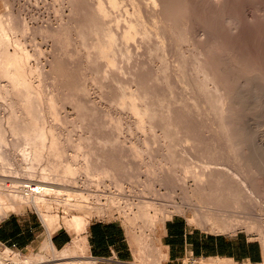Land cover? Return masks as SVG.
<instances>
[{
	"label": "rangeland",
	"instance_id": "obj_1",
	"mask_svg": "<svg viewBox=\"0 0 264 264\" xmlns=\"http://www.w3.org/2000/svg\"><path fill=\"white\" fill-rule=\"evenodd\" d=\"M73 1L76 2V5H75V3ZM73 1H70V4H71V6H70L69 1H67V0H65V1L62 0V3H59V2H61V0L60 1L59 0H0V14H2L4 12L7 13V10L8 9H10L9 11H12V12H10L12 14V17H10L11 15L8 16L9 15V12H8L7 15L6 14H3V16H4L3 18H6V20H7L10 17V20H8V23H11L13 21L12 24L14 23L18 27H20L19 25L22 26L19 29L18 27H16L13 24L16 27V29L18 28L17 29L18 33L16 32V34H17V37L19 36V39L21 38L20 41L22 40L24 43L27 42V44H28L27 45L25 43V46H24V44L21 42L22 43V48L24 47L22 50H24V49L27 48L28 51L31 54L33 53L31 55L29 52H27L28 54L31 55V57L35 55L36 58L39 56L40 59H41L40 60L39 57H38V59L40 60V62L38 61V59H37L38 62H35L36 59H34V57L31 58L29 56V59L30 60L32 59V60L31 61H28L29 60L28 58L26 60H27L28 63H30L32 65L30 66V64L28 65V63H25V66H26V64L28 65L27 66L28 68L27 67L25 68L26 71H28L30 67H31L30 69L32 70L31 72L28 71L27 74H29V76H30V73L32 75L33 72L35 71V68H36L35 65H38V69L33 74L34 76H30V77L28 76L27 77L28 79H26L28 81V83L31 82L29 85L32 84L31 86L34 89V92L32 91V94H33L32 97L36 98L35 97V95H36L38 101H39V99L45 101L44 98H47L48 97V99H46V101H49L50 100L49 102H52V103L56 99L58 100V101L56 100L57 104L54 102V106L51 105L52 103L50 104V103H48L46 101L43 103V101H39V102H41L40 105L42 107H40V105H39L38 107H40L41 109L40 108H38V109H40L41 111L42 110L43 111L45 110L44 113L46 112L45 115L43 113L42 116H41V117H43V115H44V116H46V118L45 117L40 118L43 121H41L39 119V121H40L39 123L42 124V122H43V125H44V123L46 124L45 127H47V128L45 129V131H47V129L51 128L50 130H52V132L55 135L54 136L55 137L54 139H56L55 141L57 142V140H58V143H57L58 145L56 144L58 147H57L56 150L59 153L57 154L58 156H54V155L52 156L51 155L49 158H47L49 155H48L47 152H45L44 153L45 155L42 156L40 160L35 161L34 162V166L36 167V168H34L35 169V175L39 176V172H40L39 171V168L40 167L41 168L44 167L43 165H47V163H46L47 159H48L47 162H49V163H50V161H51L52 158L55 159L53 163H55V161H56V163H55L56 166H57V164L59 166H61V167H57V168H59V170H62L61 168H62V166L65 163H71V166L74 167V168H76V170H78V171L75 170L74 171L75 173H73V174L71 173V175H70V173L68 174V175L72 176V178L70 180H72L73 178H76L77 181H75V179L72 180V181H75L76 182V186L79 187L78 188V191L79 192L82 191L83 192L82 194L88 195V197L85 195L87 197V199L85 198L84 201L82 202L83 204L88 205V207L87 206H84V207H82V209H80V208H77L75 206L73 207L70 204H67L65 202V199L62 198L64 196H55L54 194L53 195L50 194V197L48 198V200H47V202L45 204V207H46L45 209H47L49 212H52L54 214H58V216L61 219H62L63 215H68V214H71V213L82 214V215L85 214L86 220H87L86 225L90 221H93V220H96V219H101V220H115V221H118L119 223H121V225L125 229L126 236H127L128 240H129V242H130V244L132 246V250H133V255H132L130 261H128V262H126L124 264H191V263H182L181 260H180L179 263H168L167 262L166 253H165L162 245L160 244V235H161V231H162L164 222L168 218H170V217H172L173 215H176V214L185 215L187 217V219H188V222L191 225H195L197 227H201L203 229H206L207 231H211V232H222V233H229V234H236V233L243 234L250 241H254L255 243H257L258 247L262 251V259L258 263H252V262H249V261H237L236 259H231V260L233 262L235 260L236 261L235 264H264V261H263L264 260L263 259L264 258V246H263V244H262V242L260 240V233H259L258 227H256V226L255 227H249V226L244 225L243 223H241L240 221H238L239 219H242L240 217L237 218V217H232L233 215H230L229 217L223 216L224 217L223 218V217H221L223 215L222 213L219 215V212H222V211H223V213L225 212L224 214L229 215L228 211L232 212V210H235V212L239 211L237 213H238V215H241V213H240L241 210L243 211V210H246V209L250 208V207L246 208V205H243V204L242 205H239L240 202L238 203L237 206H234L232 204L231 200L229 199V197L226 196V194H227L226 192L227 191H226V188H225L226 186L224 185V182L223 181L219 182L221 184L220 185V184H218L217 181H215L213 179V177L211 175L205 174V175H203L204 178L201 181V183H204L200 187V188L203 187L202 188L203 190H202L200 188L197 189V187L195 185H193L194 184V179H193V177H191L189 175L190 177L189 176H187V177L185 176V177L187 178V181H186L187 184L190 183L189 185H190V188L191 189H189L186 193L184 191H182L181 189H178V187H177L178 182L179 181L181 182V180H183L180 176L182 175L184 177L183 172H182L183 170H181L180 157H178V154L180 152L181 146L180 145H177L176 146L174 144V140H172V142L170 143L169 142L170 139L168 137H165L164 136V130H166L167 128L161 126V125L164 126L165 123H167V120L170 117H171L170 121L173 122V125L176 122H178V123H176L175 125H178L180 123L179 122L180 121L179 118H180V113H181L180 111L182 109V106L185 103H187V102L190 104V101L192 102L191 104L195 103L196 101L198 102V99H197L198 97L195 98L198 95H195V97H193V95H194L195 92L193 93L192 92L193 90H191V88L187 91V88H189V87H187L186 89L184 88V86L182 87L183 81L184 80H191V77H192L190 74H187V73H190L191 71H189V70H192V69H190V65H191L190 64V62H191L190 60H192V58H191L190 55H191V53H192L193 50L194 51L195 50L198 51L200 49V51L202 52V54L209 56V58H211V57L213 58L214 57V58L218 59V58H221L220 57V55H221L222 58L220 59V61L225 62L226 65H225V63H224V65L226 67L229 65L228 68H231V69L232 68H238V67H236V65H238V61H239V63H240L239 65L243 66V68H245V70L248 71V72H245V70H243L242 67H240V66H239V68H241V69H238V70H236V69L234 70L233 69V71H235V72L236 71H239V73L238 72H236V73L237 74H243V75L245 73H247L244 76L248 77V76L251 75L250 77H253V79L254 78L255 79L256 78L257 79H260L261 76H262L261 80L264 81V79H263L264 78V0H260V1L259 0H254V2H253V0H222V2H221V0H219V1L218 0H211V2H210V0H186V2H188V4L190 5V6L188 5V7L190 9L189 12L191 13V17H192L191 18L190 15H188V17L190 18L191 23H192V25H191L190 20H189V23H190L189 24V27L191 26V30L189 28V31H188L189 32V36L191 35L190 34V32H191L192 35H193V37H194V39L195 38L196 39L194 40L193 37H192V35H191L190 37H192V39L188 36L189 39H190V41L188 39V42L189 43H186L187 41L185 42V44L183 42H172V41H170L167 44H165L166 46H164V48L166 47L167 48V51L173 50L172 52H173L174 55L172 54V52H168V53H167V51L165 52L166 48L165 49H163V47L159 48L160 46H159L158 43H159L160 39H158V38H160V37H157V35L154 33L155 30L154 31L152 30V29H154V27H152V26H155V22H152L153 24L152 23L149 24L151 18L149 19V16L148 15L146 16V15H143L142 14V16L140 17L141 14L140 13L138 14L136 11H134L135 10L134 8L132 9V6L134 7V4H133L132 0H130L131 2L127 1V2H129L127 4L125 3L126 2L125 0H122V1L120 0V2L122 4L118 2L119 4H121V7H119V4H117L118 8L115 5L110 4L108 0H103L104 2L102 1V3H103L102 5L105 4L106 6H108L110 4L111 6L110 5L108 7L101 6L102 8H104V10L107 8L105 10L106 12L108 11L107 12L108 14L106 13V15L101 16L102 19L106 20V16H107V18L109 20L107 19L106 22H110L111 21L109 23V25L111 26L112 29L115 28L113 31H115V33L118 32L119 33L118 36L121 35L120 33L123 31L122 29H124L126 31H130V33H128V35L126 36L127 38L125 36H122V35L120 37L117 36L118 39H116V42L114 43L115 45L116 44L117 45L115 46L113 44V46L115 48L117 46H119V47H117L115 50L107 51L109 53L108 54V57L109 58H107V59L112 58L111 61L110 60H108V61L106 60L107 52H105L104 54H102L103 56H101L99 53L96 52V50L99 52V50H98L99 47L97 45H98L99 40H101V35H99L100 33L98 34V32L91 31L87 26L84 27V24L82 25L81 22H80V24H78L79 20L84 19L86 17V15L84 13V15H85V17H84L83 12L81 13V10L77 11V8L75 9V7H74V6L78 7L77 5L79 3L77 4V2H79L80 0H73ZM215 1H216V3H215ZM257 1H259L258 3L260 5L257 3ZM63 2L65 4H67L66 5V9L64 8L65 7V4ZM83 2L84 1L81 0L80 3L83 4ZM89 2H90V4H88ZM93 2H94L95 5H97V3H95L96 0H92V1L91 0L90 1L87 0V2L86 1L84 2V5H86V3H87V5H86L87 9L89 8V10H91L93 8V6H94ZM106 2H108V3H106ZM58 3H59V7H61L60 5L62 4V7L60 8V10L57 9L58 8L57 7L58 6ZM91 3L93 5H91ZM194 3H195V5H194ZM220 3H223V4L221 5ZM128 4H130V5L132 4V5L130 6ZM215 4H216V6H215ZM122 5H124L126 7L127 6H130V7H127L126 8V7L123 6V8H122ZM193 6H195V7H193ZM73 7H74V11L71 10V9H73ZM191 7H193V8H191ZM196 7H198V8H196ZM252 7H253L254 10L252 9ZM254 7L257 8L256 9L257 11L255 10ZM259 7H260V9H259ZM62 8H63L64 13H67L68 10H69V13L71 11V14L72 15L75 14L74 12L77 11L76 14L77 15L79 14L80 17L79 16L77 17L76 14L74 16H76L77 19L79 18V20H77L75 17H72L73 19L69 17L71 19V21H72V24H74V23L76 24V22L78 21L76 25L75 24L72 25L71 22L67 20V18H68V16L70 14L67 13L69 15H67V14L64 15V13L61 10ZM113 8H114V10H113ZM124 8L126 10L127 9L128 10L125 12L124 11L125 10ZM55 9L59 10L60 12H62V15H64V16H61L60 12L59 11L56 12ZM79 9H80V7H79ZM109 9H111V10H109ZM120 9H122V10H120ZM199 9H201V13L202 14H200V10ZM258 9L260 10V12L258 11ZM112 10L114 12H116L117 14H115ZM115 10H119V11H115ZM130 10H131V12L133 10V12H132L133 14L130 12ZM252 10H253V14L255 13L254 15L252 14ZM120 11H121V13H119ZM128 11H129V13H128ZM79 12L82 14V16H81V14ZM56 13H59V14L57 15ZM109 13H110V16H109ZM130 13L133 15L132 16L133 18L130 17L131 16ZM197 13H199V15ZM111 14H113V16H111ZM66 15H67V17H66ZM122 15L123 16L126 15V16L123 17ZM192 15H194V16H192ZM0 16H2V15H0ZM128 16H129V18H132L133 20L131 21V19H129ZM134 16H136V17H134ZM81 17H84V18H81ZM120 17L122 19H125V20H123V21L120 20L121 21L120 22L119 21ZM65 18H66L67 21H65ZM111 18H113V19H111ZM116 18H117V20H116ZM126 18L129 19L130 22L128 20L127 23H126V20H127ZM140 18L143 19V20H145V22L144 21H140L141 20ZM194 18L195 19L196 18H199V19H196L197 20L196 21ZM60 19H61L62 23H61V21L58 22ZM134 19H136V21ZM138 19H140V20H138ZM192 19H193V21H192ZM54 20H56V21H54ZM73 20H74V22H73ZM112 20H114V21L116 20V21L113 23ZM152 20H155V19H152ZM198 20H200L199 21L200 24H203L202 25L203 27L201 26L199 28V25L200 24H198L199 23ZM9 21H11V22H9ZM52 21H54V22H52ZM55 22H58V24H59L58 25L56 23V27L57 26H59V27L61 26V27L60 28L57 27V29H56ZM64 22H66V23L69 22L73 27L74 26H77V25H78V27H80L79 25H81V27L83 26L82 28H86L85 30H86L87 33L84 31L85 32V34H84V32H82V30H84V29H82L81 27H80L81 29L80 28H77V27L72 28V27H70V24L69 23L66 24ZM196 22H198V23H196ZM50 23L51 24L53 23L52 24L53 26H51ZM117 23H118V25H117ZM121 23H123V25ZM135 23H137L136 28H137V26L140 23L142 24V25L140 24L141 26H139L136 31H135L136 28L134 26ZM17 24H19V25H17ZM132 24H133V26H132ZM145 24H147L148 28L150 26V30L148 28H146V27H145L146 29L145 28H142V26L144 27ZM194 24H196V26H194ZM24 25H25L26 28L25 27L23 28ZM49 25H50V28H49ZM64 25L66 27H68V28H65ZM128 25H130L131 28L133 27L134 30H132L133 28L131 29L130 26H128ZM197 25H198V27H197ZM62 26H63V29L65 28L64 29L65 32L63 30H61L62 29ZM117 26H118L119 29L117 28ZM119 26H121V27L123 26V27L121 28ZM126 26H128V27H126ZM140 27H141V29L138 31V29ZM204 27H206V28H204ZM53 28L55 29V31L58 30V32L53 31L54 30ZM201 28L202 29L204 28L205 31H207V33L206 32L203 33L204 32L203 31L204 29L201 31L200 30ZM22 29H23V31H21ZM48 29L51 30V31H48ZM68 29H70V31ZM117 29L118 30H121V32L118 31ZM144 29L146 30V32L148 30L147 35H148V33H150L148 35V37H150L151 39L147 38L145 35H144V37H142V35L137 34L138 32L140 34H142L143 32H145ZM19 30H20V33H19ZM24 30H25V32H24ZM88 30H89V32H88ZM60 31L61 32L63 31L62 32L63 35L62 34L59 35L61 33ZM78 31H79V33H78ZM131 31H133V33H131ZM21 32H22V34H21ZM51 32H53L54 35L51 34ZM196 32H198V33L200 32V33L198 34ZM55 33L56 34L59 33V34L55 35ZM81 33H83L84 35H87V36L80 35ZM89 33H91V34L89 35ZM118 33H116V35ZM152 33H154L155 35H153ZM13 34L14 33L11 34V31H10L9 37L12 38V39L10 38V41H12L13 38L15 37V35H13ZM23 34L24 35L27 34L28 36H33L31 38L29 37L33 41L30 40L29 38H27L28 36L25 35L26 38H27L26 39ZM94 34H97V35L95 36ZM129 34L131 35V37H129L130 36ZM136 34H137V36H135ZM196 34H197V37H195ZM203 34H204V36H203ZM58 35H59V40H58ZM88 35L93 40L92 42H91V39H90V37ZM91 35L92 36L94 35L93 38H95V40H97V42L92 38ZM199 35L200 36L202 35L203 37L202 36L200 37ZM215 35H217V36H215ZM56 36H57V38H56ZM139 36L142 37L143 39L145 38V40H143L142 43H141L142 38H140ZM151 36L154 38V40L152 39ZM210 36H212L213 39ZM86 37L87 38L89 37L88 40L90 39L89 40L90 41V44L88 43V40H86ZM204 37H206V38H204ZM209 37H210V39H209ZM216 37H219V38H217L218 40L216 39ZM53 38H54V40H52ZM132 38H133V40H131ZM137 38H140V40L137 39ZM198 38H199V43L202 45V47L204 46V48H206V49H203L202 47H200V44L198 43V40H197ZM207 38L209 40H211V41H209ZM23 39H26V40H23ZM123 39L125 40V43H124V40ZM126 39H127V41L129 39V43L126 41ZM134 39H136L137 41L135 42ZM214 39H216V40L213 42ZM219 39L224 44L220 43L221 41ZM29 40H30V43H28ZM34 40H35V43H37V44H34ZM57 40H58V43H57ZM53 41L55 43H53ZM64 41H65V45H64ZM146 41H147V43H146ZM174 41H176V40H174ZM195 41L197 42V44H196ZM13 42L14 41H12V43L9 42V44L11 46V47L9 46L10 50L11 49H14V47H15V46L11 45V44H14ZM31 42H33V43L31 44ZM66 42H67V44H66ZM93 42L95 43V45L97 46V48H96V46H94V44H92ZM119 42L122 43V44H120ZM126 42L128 43V45L129 44H132V45H129L130 46L129 47L126 44ZM144 42L146 43L145 46L148 47V48H145V46H144L145 43ZM150 42H152L151 45H149ZM205 42H206V44H205ZM208 42L210 43V44H208L209 47L207 46V43ZM217 42H218V44H217ZM60 43L63 44V45H61ZM179 43L180 44L182 43V45H180ZM54 44H55V46H53ZM58 44L61 46V49H60V46L57 47ZM87 44L89 46L85 47V45H87ZM123 44H124V46H126V48H128V51L129 52H128L127 55H123L122 56L121 55V51H118L117 49H119V48L120 49H124V47H121V45L123 46ZM147 44L149 46H147ZM169 44H170V47L167 46ZM171 44H172V46H171ZM173 44H175L174 45V48H178L179 50L177 49V51H176V49H175V51H174V49H171V48H173ZM188 44H190V48H191V46L193 47V45H194V47L192 49H190L188 47L189 46ZM195 45H199V46L197 47ZM205 45L208 48L205 47ZM210 45L211 46L215 45L218 48H216V47L214 48V46H213V48H214L213 49V48H211ZM223 45H225L226 48H223ZM33 46H35V47H33ZM65 46H67V47H65ZM83 46H84V48H83ZM113 46H112L111 49H113ZM136 46H138V47H136ZM139 46H142L143 49H141L142 47H139ZM152 46H153V50H152ZM177 46H180V47H177ZM221 46H222L223 49L221 48ZM52 47H54V49ZM90 47H93L94 49L96 48V50H93V48H91L89 50ZM133 47L136 48V49H134ZM186 47L189 50H191V51L187 50ZM65 48L68 51H66ZM75 48H78V49H75ZM85 48H86V52H85ZM132 48H133V50H132ZM138 48H139V52L137 50ZM144 48L147 49L145 51L148 54H145ZM154 48L155 49H159L160 52L158 50H155ZM184 48H185V50H184ZM58 49L60 50V52L58 51ZM83 49H84V51H82ZM161 49L166 54L167 58H166L165 54L163 52H161ZM224 49H227L226 50L227 52L229 51L228 52V56H227L228 58L226 57L227 52ZM53 50H55L56 52L53 51ZM70 50H71V52H70ZM76 50H78V52H79L78 54L79 55L77 54V51ZM91 50L93 52H91ZM130 50H131V52H130ZM141 50H143V52ZM149 50H151L150 52H152V53H150ZM213 50H215L216 52L213 51ZM221 50H223V51H221ZM11 51H13V50H11ZM61 51H63L64 53H66V55H68V56L73 52L72 53L73 55L71 54L67 58V57H64L66 55L64 53H61ZM94 51H95V53H94ZM112 51L115 52V53H113ZM133 51L135 53L136 52H138V53L135 54ZM179 51H184L183 53L186 56L185 59L186 60L187 59L188 60L190 59V60L189 61L188 60L187 61L185 60V62L182 63L181 62L182 59L179 58L180 57V54H179L180 52ZM203 51H204V53H203ZM212 51H213V55L211 53ZM117 52H118L119 55H121L120 57H122V58L118 57L119 55H117ZM177 52H179V53H177ZM207 52H209V53H207ZM51 53H53V54L56 53V55H53L52 54V56H53L52 57L51 56ZM60 53L63 56L60 55ZM90 53H92V55ZM161 53H163L162 55L165 56V57H163L161 55ZM185 53H189L190 55L189 54H185ZM215 53H217L218 56L215 55ZM224 53H225V55H224ZM81 54L83 56H86V55L87 56L86 57H83ZM88 54L90 55V57H92V56L95 57V55H96L95 58L94 57L91 58L92 60H94V62L91 61V59H90V61H89V59H87L89 57ZM137 54H138L139 57L137 56ZM151 54L153 55V57H152ZM177 54L179 55V57H178ZM232 54L234 55L235 58L233 57ZM97 55L98 56L100 55L101 59ZM114 55H117L116 56V59H115V56ZM129 55H130V57H129ZM133 55L135 56L136 60H135V58H134ZM143 55H144V57H143ZM148 55H150V56H148ZM172 55H173V59L171 58ZM176 55H177V57H176ZM54 56L55 57L57 56L58 57V60L59 59H62L63 65H61L62 62L60 60L59 61L56 60L57 57L54 58ZM104 56H105V58H104ZM131 56L134 59L131 58ZM102 57L104 58V60H103ZM140 57L142 58V62H141V58ZM146 57L147 58L152 57L153 59L152 58L146 59ZM154 57H156V58H154ZM229 57H231V58L229 59ZM50 58L53 60L52 62H51V60H49ZM76 58H78V59H76ZM127 58H130V59L127 60ZM169 58L172 60L173 63H171V60ZM224 58H226V60ZM67 59H69V60H67ZM122 59H123V61H121ZM131 59H133V60H131ZM145 59H146V61L143 62V60H145ZM151 59H152V62H151ZM165 59H167L165 62H167L168 60L170 61V62L168 61L166 63L167 64V67H166V64L164 62ZM178 59L181 60V61H178ZM227 59H229V60H227ZM231 59H233V60L236 59V60L232 61ZM54 60H55V62H54ZM83 60L86 62V64H85V62ZM134 60L136 61V63H132V62H135ZM65 61H66V63H65ZM87 61H89V62H87ZM100 61L102 63H100ZM130 61H132V62H130ZM153 61L155 62L154 63L155 64L154 66H153ZM158 61H161V63L160 62L158 63ZM176 61H178L177 64H178L179 67H183L182 65L185 66V64H186V69L188 68V72L185 69V67H183L184 70L182 68L180 69L179 67H177V64H174V62L176 63ZM226 61H228V62H226ZM48 62H50V64ZM59 62H61V63H59ZM90 62H91V64H90ZM95 62H96V65L93 66L92 64H95ZM120 62H122V63H120ZM127 62L128 63L130 62V63L127 64ZM38 63H41V64L39 65ZM42 63H44V64L42 65ZM52 63H53V65H52ZM87 63H89V64H87ZM103 63L104 64L107 63V64L104 65ZM109 63H110L109 66L111 68L108 66ZM140 63H142V64H140ZM145 63H146V65H144ZM168 63H170V64L168 65ZM229 63L230 64H235V65H230ZM98 64H100V65H98ZM124 64H127V65H124ZM130 64H132V65H130ZM135 64L138 67H136ZM161 64H163V65L161 66ZM85 65L86 66L89 65V67L87 66V68H85ZM114 65H115V67H114ZM128 65H130V66H128ZM156 65L158 67H156ZM175 65H176L177 69H175L176 68ZM246 65H248V66H246ZM34 66H35V68H34ZM90 66L91 67L93 66V68H91ZM99 66H100V68H99ZM120 66H122V68ZM131 66H133V67H131ZM143 66H145L146 68L143 67ZM168 66H169V68H168ZM187 66H189V67H187ZM102 67H103V69H102ZM108 67L110 68V70H108ZM155 67L158 68V70H157L158 72L155 70ZM170 67H172V68H170ZM250 67L252 68V71H251ZM138 68H139V70H142V71L139 72ZM104 69H106V71H107L105 73L106 74H109V75H106L105 77L104 76H100L101 72H102L101 75H104V72H103ZM121 69H122V71H123V69L125 71H123L122 73H120ZM171 69H173V72L175 71V74L177 73L176 74L177 78H176L175 74L172 72ZM166 70H168V72L170 70V72H172L173 75L171 76L170 73H168ZM176 70H178V71H176ZM95 71H96V73H95ZM98 71H100L99 74H98ZM127 71H128V73L130 72L129 75H133V76L132 77H129ZM152 71L153 72L156 71V72L153 73ZM161 71H162V73H161ZM254 71L257 72V75H255L256 73ZM112 72H114V73H112ZM146 72H147V74H146ZM184 72H186V74H184ZM86 73H89V74H86ZM91 73H92V75H91ZM116 73L119 74V75L114 76V75H116ZM157 73H159V75L162 76V77H160L159 75H157ZM248 73H250V74H248ZM251 73H253V74L255 73L254 76ZM136 74H138V75H136ZM153 74H155V75H153ZM182 74H183V77H186V79L180 78V77H182ZM89 75H91V77ZM141 75L144 77V79H143V77ZM86 76H87V78H85ZM111 76H112V78H111ZM134 76H135V78H134ZM107 77H109V78L107 79ZM115 77H117V78H115ZM154 77H155L156 80H154ZM105 78L107 80H105ZM137 78H139L138 83H141V85L138 84V83H136L137 82ZM168 78H169V80H168ZM179 78H180V80H179ZM182 79H183V81H182ZM192 79H193V77H192ZM127 80L130 82L129 84H128V81ZM142 80H144V81H142ZM171 80L173 81V83H172ZM178 80H179V84L180 85L178 83H175V82H178ZM5 82H7L6 79H3V78L0 79V90H3L4 89L2 92L4 93V96L6 95L5 98H4L3 94L0 95V97L3 96L2 98H0V120H1V123H2L3 126L5 125L4 123H6V127L5 128H7V130H8V132H7V140H8L7 149L9 150L10 157L12 158V156L14 155L13 154V151L14 150H12L13 149L12 148L13 146H12L11 143H12L14 137H13L11 131L8 128V124H7L8 122H6V121H8V115L7 114H9L8 112H10L9 109L11 110V107L9 106V103H10L9 101H11L10 99H14L15 100L14 101L15 102V106H14L15 109L17 107V103L20 105L21 102L19 103L20 100H18V97H17V95L14 92L11 91V94L9 92L10 95H7L6 94V92H5V88L6 87L3 88V86H2L3 84H7ZM147 83H148V85H147ZM124 84H126V86ZM1 86H2L3 89H1ZM128 86H129V88H128ZM130 86L131 87L133 86V88L131 89ZM137 86L139 87V89H140L141 86H143V88L144 87H146V88H144V89L142 88L144 91L142 89H140L141 90L140 91ZM147 86H149V87H147ZM134 89H135V93L137 91L136 95H135L134 91H132ZM145 89L147 90V92H146ZM128 90H130V91H128ZM170 90L172 92H170ZM2 92H0V94ZM129 92L130 93L132 92V93L130 94ZM138 92H139V94H138ZM165 93H166V95H165ZM126 94H127V96H126ZM144 94H145V96H144ZM179 94H181V95H179ZM185 94H187V95H185ZM190 94H192V95H190ZM171 95L172 96L174 95V96L172 97ZM7 96H8V98H7ZM85 96H87V97H85ZM124 96H126V98ZM135 96H137V97H135ZM184 96H186V97H184ZM38 97H40V98H38ZM50 97H53V98L55 97L56 99L53 100ZM127 97H129V98H127ZM188 97H190V98H188ZM87 98L88 99L91 98L92 100L94 99L93 101H95V102H93L91 99L88 100V101H91V102H89L90 103V106L93 105V106H91V108L93 107L92 109L90 108V106L88 104ZM137 98L140 100V103H141V101H144L145 100L144 102H142L143 105H142V103L139 104V100ZM179 98L182 99V100H180ZM16 99H17V101H16ZM84 99H85V101H84ZM189 99H193V101L192 100H189ZM149 100H151V101H149ZM166 100H168V101H166ZM177 100L181 101V103L179 104V101H177ZM120 101H121V104H120ZM131 101L133 103L136 102L135 105H132L133 103ZM164 101H165V103H164ZM83 103H84V105H82ZM85 103H86V105L89 106V108L85 105ZM150 103H152V104H150ZM201 103L198 104L200 106L197 109L198 114H197L196 118L193 119L192 117H189L187 122L188 123L189 122L192 123V122H195L197 120L198 121H201L202 120L201 122L208 123V124H205L207 127H204V128H202L200 126H197V127L196 126H192L193 124L191 125V127H194L193 129L196 130V131H194V133H196L197 131H199V132L196 133V134H194V136H192L190 138V142H193L194 145H195V143H197V145L192 146V152L190 150L189 151L190 153H188L189 155H191L189 157V160L193 156V158H191V160L188 161L189 162V167H190V169H192L194 171L204 170L205 167L202 169V165L203 164H204V166H208V168H209V166H211V165L214 166L215 164L217 166L222 167V168L223 167H226L227 166V163H229L227 161H229V160H228V158H226V155L225 154L222 153L224 156L221 155V152L223 150L222 147H224V144H223L224 142L223 141L221 142V139L223 140V138L218 134L217 136L214 135L215 138L217 137L215 139L212 135H210L208 133L209 130H207V128L208 127H211V128L212 127H215L216 124H215V120H213V117H211L212 115H209V114L206 115V112L204 111V109H205L204 107L205 106H203L204 104L202 105ZM49 104L54 108V110L56 112L50 110V109L53 110V108ZM128 104H129V106L131 105V107L133 106L134 108L133 107L132 108L135 109V110L136 109H139V107H142V108H140V111L144 107L147 106L146 104H148L147 107L148 108L150 107L149 110L150 111L152 110L153 115L150 114L152 112H149V114H147V113L144 114L145 113L144 110H142V112H138L137 110L135 111L133 109H130L131 107H129ZM164 104H165V106H164ZM167 104H168V106H167ZM177 104L179 105V107H178ZM19 105H18V107H20V106L21 107L20 108L17 107L18 109H20L19 111L17 109V112L22 111V108L24 109V106L22 107V105H20V106ZM81 105H82V107H81ZM140 105H142V106H140ZM84 106L86 108H88L87 113H86V110L87 109L84 108ZM127 106L129 108H127ZM135 106H137V108ZM47 107H48V109L52 113H50L49 110L46 111ZM154 107L155 108L157 107V110L158 111L159 110H160V112L162 111V113H160V112L159 113L158 112L156 113L158 115V117L161 116L160 118H158V117L156 118L155 112L157 110L156 109H151V108H154ZM162 107L163 108L166 107V108L163 109ZM200 107L203 108V109H201ZM160 108L163 109V110H161ZM105 110H107L109 112H106ZM167 110H169V111L166 112ZM176 110L178 112H176ZM132 111H134L135 113L137 112V114L139 115V120H138V115L137 114L134 115L135 113L132 112ZM53 112L56 113V115ZM169 112H170V114H167ZM48 113H50V114H48ZM89 113L92 114V117L89 116L90 115ZM141 113H142V115H141ZM261 113L259 114L260 116L257 115L258 116L257 117L255 115L254 117H256L257 119H259V118L261 119L262 118L261 120L260 119L259 120L256 119L255 120V123L256 122H257L256 124L259 123L258 124L259 125L258 129H261V131L259 130V133L262 132V134L264 135V131H262V130H264V118H263L264 117V114H263L264 113V110ZM22 114L23 113H21V115H19V118L21 116L20 120H23L24 119L25 121L26 120L28 121L29 120L28 119L29 118L28 115L25 113L26 116H27L26 119H25L24 115L22 117ZM108 114H109V116H107ZM6 115H7V117H6ZM133 115L136 118L131 117ZM148 115H149L150 118H148ZM201 115H204V117H202ZM142 116H143V118H141ZM152 116H153V118H152ZM177 116H179V118H177ZM44 118H45V120H44ZM144 118H147V119H144ZM209 118H211V121H210ZM104 119H106V120H104ZM135 119L137 120V122L139 121L141 123V125L144 124V123H146V124L143 125L144 128L142 127L144 129V131H145L144 133H143V131L140 130L141 129L140 127H138V126H135L134 127L133 126V125H136V124L137 125H140L139 122L138 123H135L136 122ZM142 119L146 120V122L143 120L144 121V123H143ZM164 119H165L166 122H164L162 124V121H164ZM107 120H109V121H107ZM156 120H158V122ZM160 120H161V122H160ZM205 120L206 121L208 120V122H206ZM147 122H149V123H147ZM101 123H104V124H101ZM211 123H213V124H211ZM100 124H101V128H98L97 125L100 126ZM210 124L212 126H210ZM117 125L118 126L120 125L121 128L120 127L117 128ZM145 125H148V127L145 126ZM213 125H215V126H213ZM112 126L114 128L115 127L116 128L115 129H110ZM152 126H155V129H154V127L152 128ZM90 127H91V130H93V132H91V130H89ZM161 127L163 128V131H162V128ZM195 127L197 129H195ZM146 128H148V129H146ZM151 128H152V132H151V130H149ZM99 129H101V130H99ZM104 129H105V131H104ZM136 129H138V130H136ZM99 131H100V133H99ZM118 131L120 132V134H119ZM167 131H168V129L165 132H167ZM212 131L215 132V129L211 130V132ZM108 132H110L111 134L113 132L115 138H117V139L113 143H109V144L106 143L105 144V143H103L104 140L102 141V139H104V137L101 138V136L102 135L103 136L106 135L105 137L109 136L110 133H108ZM87 133H88L89 136L87 135ZM93 133H96V134L99 133L101 135H100V137H97V136H99V134L96 136V134L92 135ZM115 133H117V134H115ZM157 133L159 135L161 133L162 136L160 135V137H159L157 135L158 136L157 137L156 136ZM46 134H47V132H46ZM205 134H208V136L205 135ZM48 135H49V137H48ZM48 135L46 136V138H49V140L45 139L47 142H49L50 139L52 138V135L50 136L49 133H48ZM143 136H145V139H144ZM210 136H211V138H210ZM142 137H143V139H142ZM164 137H165L166 141H165ZM195 137H196V140H194ZM160 138L164 141V143H163V141L160 140ZM212 138H214V139H212ZM218 138L219 139L221 138V139L219 140ZM212 140H213L214 143L212 142ZM161 142H162V144H165L166 143V145H163L162 146L161 145ZM198 142H200V143H198ZM210 142L212 144H210ZM206 143H207V145H206ZM202 144H203V147H202ZM216 144H218V145H216ZM168 145H169V147H168ZM198 145L201 146L200 149H198V147H200ZM207 146H208V148H209V146L211 148L207 149ZM9 147L11 148V150H10ZM204 147H206L205 150H204ZM47 148H49V147H46V150H47ZM167 148L169 150H167ZM219 149H221V152H220ZM100 150L105 155L108 154V156H111L112 155L113 157L111 156V158H110V157L106 156V157L103 158V156H102V159L99 160L100 162L97 161V156L99 155L98 152ZM209 150L211 152H209ZM218 150H219L220 153L218 152ZM90 151H93V152H90ZM94 151H96V153L93 155L92 153H94ZM101 151L99 153H101ZM172 151L174 152V154L176 155V157L174 155L173 159H170L167 156L168 155L167 153L168 152L170 153ZM193 151H195V152L193 153ZM215 151H216V153H219L220 155L219 154H215ZM85 152H87V153H85ZM123 152H125V153H123ZM199 152H200L201 155L199 154ZM11 153H12V155H11ZM89 153L92 154V156H90ZM120 153H123L122 156L124 154L125 155L123 157L122 156H119ZM197 153H198V155H197ZM82 154L83 155L84 154H87V155H84L83 156ZM96 154H98V155H96ZM194 154H195V156H194ZM189 155H187V157ZM14 156L10 160L11 161V163H10L11 165L8 164L9 166L8 165L7 166L8 167H11V168L17 167V168H15L17 170L19 168L22 169V167H23L22 170L27 169L26 166H29L28 164L31 163L30 161L29 162L27 161L29 158L23 159V157L17 156V158L19 157L17 159V158H15L16 156L15 157ZM45 156H46V158H44ZM179 156H180V154H179ZM91 157H93V158H91ZM214 157H216V158H214ZM89 158H91L92 160L90 161ZM225 158L227 159V161H226ZM83 159L87 163H85ZM103 159H104V163H105V160L106 159L108 161L110 160V162L107 163V164L111 167V171H109V173H107V174H106V172L102 171V169H101V166H103ZM122 159H123V161H122ZM214 159H216V160H214ZM13 160L14 161L16 160V161L14 162ZM20 160H22L24 163L25 162L26 163L24 164L22 161L20 162ZM36 162H39V165ZM82 162H84V163H82ZM205 162H208V163H205ZM60 164H62V165H60ZM84 164L88 165V168H86L87 171L84 170L83 168H80V165H81V167H86V165L83 166ZM96 165H98V166H96ZM94 168H97V169H94ZM21 169L18 170L20 175L22 174L21 173L22 172ZM98 169L100 170L99 172H97ZM79 170H80V172H79ZM82 170H84V171L81 172ZM52 172H54V171H52ZM87 172H89V173H87ZM102 172H103V174H102ZM55 173H53V175H52L53 178H55V177L57 178V176H55ZM57 173H58L57 175H59V174H61V171H59V172L57 171ZM177 173H178V175L179 174L180 175L178 176ZM263 173L264 172H262V173L259 172L260 175L258 174V180H260V181H258V183L260 182L259 183V186H258L259 189H260V187L261 188L263 187L262 189H264V186H262L263 183H264L263 182L264 181V174ZM261 174H262L263 178H262ZM179 178H180V180H179ZM84 180H85V182H84ZM87 180L88 181H91L93 184H90L91 182H88ZM207 181H209V182H207ZM83 182H84V184H83ZM210 182H211V185L212 186L210 185ZM87 183H89V186H88ZM205 183H208L209 186H211L212 188H210L208 186V184L206 185ZM85 184H86V186H85ZM191 184L194 186V189H192L193 186ZM218 185H219V187L220 186L221 187L220 188H216V187H218ZM84 187H86V188L88 187V188L86 189ZM222 188H224V189H222ZM205 189H207V190H205ZM214 189H217V190L215 191ZM201 190H202V192H201ZM213 190H214V192L216 194L213 192ZM218 190H220V191H218ZM224 190H225V193L223 192ZM206 191L207 192H211L212 191V194L211 193H208L209 194L208 195ZM71 193H73V194L76 193L77 194L76 191H72ZM213 194L214 195L219 194V196L222 199L221 198L218 199V196H213ZM258 194H260V195H257L258 196V200H257V205L256 204L254 205V211H256L257 216L261 217V218L258 217V219L261 220V221L259 220L260 221L259 224H261V223L263 224V226L261 224V227H262V230L264 232V201H263L264 197L263 198L260 197L264 193H260L259 192ZM215 197H216V200L218 199L217 203H216V200L214 199ZM259 197H260V199H259ZM140 199H142V200L148 199V200L153 201V202L149 201V202L152 203V205H150V203L148 202L149 205L147 204L146 206H143V208H142V210L148 211L149 216H146L145 217L144 214L143 215L140 214V213L143 212L142 210H140L141 209L140 207H142V205H141L142 203L139 202ZM154 202H156V203H154ZM173 203H175V205ZM91 204H93V207L94 208H91L92 207ZM95 205H96V207L98 206V208H96ZM199 205H201L200 208H199ZM216 207H218L220 210L218 208H216ZM233 207H235V208L233 209ZM252 207H253V205H252ZM83 208H84L85 211L83 210ZM87 208H89V209H87ZM236 208H239V209L237 210ZM204 209H205V214L206 215L203 213L204 212ZM216 209H218V211ZM225 209L228 210V211H225ZM212 211L214 213L217 211L216 213H218V214H214ZM209 212H210V215H208ZM9 213H29V214H32L35 217H37L42 222L41 217L39 215V212H38L37 208H35L34 204L31 203V202H24L16 210L7 212L5 215H7ZM165 215H168V218L162 220L160 217H163L164 218ZM211 215H212V217H211ZM216 215L217 216L219 215L221 217V219H224L222 223H221L220 217H217ZM191 216H192V218H190ZM207 216H209V218H211L209 221H208L209 218ZM158 217H159V220L156 221V219H158ZM225 217L227 219L229 218L228 221L230 220V218L231 219L233 218L234 222H232L233 220L232 221L230 220L231 223L230 222H227V220H226ZM150 218H151L152 222L155 223L154 225H152L150 223V221H151V220H149ZM154 219H155V222H154ZM223 223H225V225ZM240 223H241V225H240ZM226 224H227V226H226ZM60 227L66 228L63 224H61ZM66 229L73 236L72 231L70 229H68V228H66ZM45 242L46 241H43L42 245L40 247H38V249H35V250H32V251H17V250H14V249H11L10 248L11 249L10 250V253L19 254L20 256H23V257H25V256H32L33 257L34 256L33 254H35V256H36V253H37V255L39 253L51 254V252L50 251H47V249L45 248V245H44ZM138 245H140V246H138ZM135 246H138V248L139 247L141 248V252H140V254L138 256H136V254L134 252ZM5 247L6 246H4V245H0V252L1 251L4 252L3 250H5ZM87 257H89V259H92V258L96 259L97 260L96 261L97 264H119L118 262H114L111 259H102V258H98V257L95 258L88 251H86L85 256H82L80 258H83L84 259V258H87ZM204 258H206V256L205 257H198L197 256L196 257V263L195 264H201L202 261L204 260ZM215 258L216 259L217 258L218 259H226V257H215ZM9 264H10V262H9Z\"/></svg>",
	"mask_w": 264,
	"mask_h": 264
},
{
	"label": "bare ground",
	"instance_id": "obj_2",
	"mask_svg": "<svg viewBox=\"0 0 264 264\" xmlns=\"http://www.w3.org/2000/svg\"><path fill=\"white\" fill-rule=\"evenodd\" d=\"M60 1V0H59ZM65 1V0H64ZM67 1H69V4H70V1H73V0H67ZM84 2L86 1L87 2V0H83ZM90 1V0H89ZM92 1V0H91ZM102 1L103 0H96V2L95 3H97V5H95L94 4V2H93V4H94V6H93V8L91 9V10H89V8L87 9V7H86V5H87V3H86V5H84V2H83V4L82 3H80L81 2V0L79 1V2H77V6L78 7H76V6H74L75 7V9L77 8V11H79V10H81V13L83 12V15H84V13H85V15H86V17H85V15H84V17H81V18H84V19H82V20H79V18L77 19V17L79 16V14L77 15L76 14V12H74L76 15H77V17L76 16H74L75 14H71V11H70V13H69V10H68V12L67 13H69V14H67V13H64V11H63V8L61 9L62 10V12L64 13V15L65 14H67V15H69L68 16V18L70 17V18H72V17H75L77 20H79V22H78V24H80V22L82 23V25L84 24V27L85 26H87L91 31H94V32H98V34L99 35H101V40H99V42H98V47H99V52L96 50V48H97V46L95 45V41L97 42V40H95V38H93V36L95 35H97V34H94L93 36H92V38L95 40L92 44H94V46H96V48L94 49L93 47H90L89 48V50L91 49V48H93V50H96V52L97 53H99L101 56H103L102 54H104L105 52H107V51H110V50H115L117 47H119V46H117L116 48L113 46V44L116 42V39H118V37H120L121 35L122 36H127L128 35V33H130V31H126V30H124V29H122L123 31L121 32V30H118L119 28H118V26H117V30L118 31H120L121 33V35L120 36H118L119 35V33L118 32H116V33H118L117 35H116V33H115V31H113L114 29H112L111 28V26L109 25V23L111 22H106V20L108 19L107 18V16H106V20H104V19H102V17L101 16H103V15H106V13L108 12H106L105 10L107 9H105L104 10V8H102L101 6H106L105 4L104 5H102L103 3H102ZM109 1V3L110 4H113V5H115L117 8H118V6H117V4H119V3H121L120 2V0H108ZM122 1V0H121ZM126 2V4L127 3H129V2H131L130 0H125ZM127 1H129V2H127ZM219 1V0H218ZM260 1V0H259ZM259 1H257V3L259 2ZM74 3H75V5H76V2L75 1H73ZM72 2V3H73ZM104 2V1H103ZM119 2V3H118ZM132 2H133V4H134V7L132 6V9L134 8L135 10L134 11H136L138 14L140 13L141 15H140V17L142 16V14L143 15H148L149 16V19H150V23L149 24H151L152 22H155V26H152V27H154V29H152L153 31H154V33L157 35V37H160V38H158V39H160V41H159V48H161V47H163V49H165L164 48V46H166L165 44H167L168 42H170V41H172V42H183L184 44H185V42L186 43H189L188 42V39H189V37L192 35V33L190 32V36H189V28H190V30H191V26L189 27V24L191 23V20H190V18L188 17V15H190V17H191V13L189 12L190 11V9H189V7H188V2H186V0H132ZM210 2H211V0H210ZM221 2H222V0H221ZM227 2V1H226ZM253 2H254V0H253ZM57 3V2H56ZM59 3H62V0H61V2H59ZM59 3H58V8L57 9H59L60 10V8L62 7V4L60 5L61 7H59ZM64 3V2H63ZM68 3V2H67ZM106 3H108V2H106ZM215 3H216V1H215ZM219 3V2H218ZM224 3V2H223ZM223 3H220L221 5L223 4ZM256 3V2H255ZM254 3V4H255ZM65 4V3H64ZM88 4H90V2L88 3ZM92 3H91V5H93ZM109 4V5H110ZM122 4V3H121ZM121 4H119V7H121ZM124 4V3H123ZM125 4V5H126ZM193 4V3H192ZM214 4V3H213ZM212 4V5H213ZM259 4V3H258ZM66 5L67 4H65V9H66ZM82 5V6H81ZM84 5V6H83ZM108 5V6H109ZM112 5V6H113ZM128 5H130V4H128ZM132 5V4H131ZM130 5V6H131ZM194 5H195V3H194ZM260 5V4H259ZM70 6H71V4H70ZM69 6V7H70ZM73 6V5H72ZM90 6V5H89ZM108 6H106V7H108ZM111 6V5H110ZM123 6L124 5H122V8H123ZM130 6H127V7H130ZM190 6V5H189ZM215 6H216V4H215ZM214 6V7H215ZM219 6V5H218ZM256 6V5H255ZM74 7H73V9H71L72 11H74ZM79 7H80V9H79ZM124 7H126V6H124ZM126 7V8H127ZM193 7H195V6H193ZM193 7H191V8H193ZM68 8V7H67ZM111 8V7H110ZM116 8V9H117ZM196 8H198V7H196ZM255 8V7H254ZM57 9H55L56 10V12H58L59 10H57ZM64 9V10H65ZM69 9V8H68ZM125 9V8H124ZM252 9H253V7H252ZM257 8H255V10H256ZM259 9H260V7H259ZM258 9V11L260 12V10ZM10 9H8L7 10V13L9 12V15L8 16H10V17H12V14L10 13V12H12V11H9ZM109 10H111V9H109ZM113 10H114V8H113ZM112 10V11H113ZM120 10H122V9H120ZM128 10V9H127ZM126 9L124 10L125 12L127 11ZM196 10V9H195ZM200 10V14H202L201 13V9H199ZM251 10V9H250ZM254 10V9H253ZM253 10H252V14H253ZM115 11H119V10H115ZM257 11V10H256ZM60 12V11H59ZM62 12H60V14H61V16H64V15H62ZM111 12V11H110ZM114 12V11H113ZM112 12V13H113ZM130 12H131V10H130ZM132 12H133V10H132ZM131 12V13H132ZM135 12V13H136ZM192 12V11H191ZM196 12V11H195ZM199 12V11H198ZM7 13L6 12H4V13H2V14H0V15H2V16H0V77L1 78H3V79H6V81L7 82H5V83H7V84H3L2 86H3V88H5V92H6V94L7 95H10L11 94V91L12 92H14L16 95H17V97H18V100H20L19 101V103H20V105H22V107L24 106V109L22 108V111H20V112H17V109L18 108H20L21 106L17 103V107H18V105L20 106V107H16V109L14 108V106H15V100L14 99H10L11 101H9L10 103H9V106L11 107V110L9 109V111L10 112H8L9 114H7L8 115V121H6V122H8L7 124H8V128H9V130L11 131V133H12V135H13V137H14V139H13V141H12V150H14L13 151V154L16 156H14L15 158H17V156H21V157H23V159H26V158H29L27 161L29 162H31L30 164H28L29 166H26V168L27 169H25V170H22L23 169V167H22V169L21 168H19L18 170H22V174L20 175L19 174V171L17 170V169H15V168H17V167H13V168H11V167H8L9 165H11L10 163H11V159L13 158V156H12V158L10 157V152H9V150L7 149V144H8V140H7V132H8V130H7V128H5L6 127V123H4L5 125L3 126L2 125V123H1V120H0V218H2L3 216H5V214L7 213V212H10V211H14V210H16L22 203H24V202H31V203H33L34 204V206H35V208H37V210H38V212H39V215H40V217H41V220H42V222H43V224L45 225V227H46V229L48 230V233H50L52 230H55V229H57L58 227H60V225L61 224H63L66 228H68V229H70L71 231H72V233H73V236H72V239H71V241L70 242H68L66 245H64L62 248H56V247H54L53 245H52V243L47 239L46 240V242L44 243V245H45V248L47 249V251H50L51 252V254H43V253H39L38 255H37V253H36V256H35V254H33L34 256L32 257V256H25V257H23V256H20L19 254H14V253H10V248H8V247H5V250H3L4 252H0V264H9V262H10V264H97L96 263V259H94V258H92V259H89V257H87V258H80V257H82V256H85V253H86V251H87V246H86V242H85V237H84V234H83V232H84V229H85V227H86V223H87V220H86V216H85V214H75V213H71V214H68V215H63V217H62V219L58 216V214H54V213H52V212H49L47 209H45L46 207H45V204H46V202H47V200H48V198L50 197V194L51 195H55V196H64V197H62V198H64L65 199V202L67 203V204H70V205H72L73 207L75 206V207H77V208H80V209H82V207H84V206H87L88 207V205H86V204H83L82 202L84 201V199L86 198L87 199V197H88V195H84V194H82L83 192L82 191H78V188L79 187H77L76 186V182L75 181H77L76 180V178H73L72 180H74L75 179V181H72V180H70L71 178H72V176H70L71 175V173L73 174V173H75L74 171L76 170V168H74V167H72L71 166V163H63L64 165L62 166V170H59V168H57V167H61V166H59L58 164H57V166H56V161H55V163H53L54 162V160L55 159H51V161H50V163L49 162H47L48 161V159H47V161H46V163H47V165H43L44 167H40L39 168V176H37V175H35V169L34 168H36L35 166H34V162L35 161H37V160H40L41 159V157L42 156H44L45 154V152H47L48 153V157L47 158H49L51 155L53 156H58L57 154L59 153L56 149H57V143H58V140H57V142L55 141L56 139H54L55 137V135H54V133L52 132V130H50L51 128H49V129H47V131H45V129L47 128V127H45V123H44V125H43V122H42V124L41 123H39L40 121H39V119L40 118H43V117H45L46 118V116H44L45 115V113H44V111L42 110H40L41 108L40 107H42L41 105H40V103L41 102H39V101H43V100H40L39 99V101H38V99H37V96L35 95V97L36 98H34V97H32V91L34 92V89L32 88V84L31 85H29L30 83H28V81L26 80V79H28L27 77L29 76V74H27L28 73V71L29 72H31L32 70L30 69L31 67V65L32 64H30V63H28L27 62V58L29 59V56L31 57V55L33 54H31L29 51H28V49L26 48V49H24V50H22L23 48H22V43L24 44V46H25V43L27 44V42H23L22 40L20 41V39H19V36L17 37V34H16V32L18 33V31H17V29L19 28H21L22 26L21 25H19V24H17V25H19L20 27H18V26H16L14 23V25L16 26V27H18L17 29H16V27L12 24V22L11 21H9V22H11V23H8V20H10V17H9V19H7L6 20V18H3L4 16H3V14H6L7 15ZM73 13V12H72ZM80 13V12H79ZM80 13V14H81ZM115 14H117L116 12H114ZM119 13H121V11L119 12ZM124 13V12H123ZM122 13V14H123ZM128 13H129V11H128ZM127 13V14H128ZM130 13V14H131ZM250 13V12H249ZM57 15L59 14V13H56ZM108 14V13H107ZM126 14V15H127ZM133 14V13H132ZM131 14V16L130 17H132L133 15ZM198 15H199V13H197ZM251 14V15H252ZM255 14V13H254ZM253 14V15H254ZM55 15V14H54ZM56 15V16H57ZM67 15H66V17H67ZM124 15V14H123ZM122 15V16H123ZM125 15V16H126ZM136 15V14H135ZM250 15V14H249ZM252 15V16H253ZM257 15V14H256ZM81 16H82V14H81ZM109 16H110V13H109ZM111 16H113V14H111ZM125 16H123V17H125ZM192 16H194V15H192ZM201 16V15H200ZM7 17V16H6ZM58 17V16H57ZM80 17V16H79ZM134 17H136V16H134ZM139 17V16H138ZM145 17V16H144ZM197 17V16H196ZM199 17V16H198ZM8 18V17H7ZM55 18V17H54ZM60 18V17H59ZM62 18V17H61ZM67 18V20L68 21H70L71 22V24H72V21H71V19L69 20ZM74 18V19H75ZM110 18V17H109ZM115 18V17H114ZM128 18H129V16H128ZM133 18V17H132ZM132 18H129V19H131V21L133 20ZM192 18V17H191ZM200 18V17H199ZM199 18H196V19H199ZM15 19V18H14ZM73 19V18H72ZM111 19H113V18H111ZM127 19V18H126ZM129 19H127L126 20V23H127V21L129 20ZM137 19V18H136ZM136 19H134L135 21H136ZM141 19V18H140ZM140 19H138V20H140ZM146 19V18H145ZM152 19H155V20H152ZM195 19V18H194ZM195 19V20H196ZM64 20V19H63ZM66 20V18H65V21H67ZM109 20V19H108ZM116 20H117V18H116ZM115 20V21H116ZM120 20H125V19H122L121 17H120V19H119V21ZM152 20V21H151ZM189 20H190V23H189ZM194 20V21H195ZM54 21H56V20H54ZM54 21H52V22H54ZM61 21V19L58 21V22H60ZM114 20H112V22L114 23L115 22ZM140 21H144L145 22V20H143V19H141ZM139 21V22H140ZM192 21H193V19H192ZM197 21V20H196ZM200 20H198V22H199ZM15 22V21H14ZM58 22H55V27H56V23L58 24ZM73 22H74V20H73ZM76 22V21H75ZM77 22H76V24H77ZM121 22V21H120ZM129 22H130V20H129ZM138 22V21H137ZM198 22H196V23H198ZM16 23V22H15ZM61 23H62V21H61ZM64 23H66V22H64ZM69 23V22H68ZM68 23H66V24H68ZM112 23V24H113ZM143 23V22H142ZM11 24V25H10ZM53 24V23H52ZM51 23H50V25L51 26H53ZM70 24V23H69ZM70 24V27H72V28H74V27H77V28H80L81 27V25H79L80 27H78V25L77 26H72V25H74V24H72L71 25ZM75 24V25H76ZM120 24V23H119ZM122 25H123V23H121ZM139 24V23H138ZM141 24V23H140ZM138 25L137 26V28L139 27V26H141V25ZM144 24V23H143ZM148 24V25H149ZM153 24V23H152ZM198 24H200V22L198 23ZM50 25H49V28H50ZM59 25V24H58ZM63 25V24H62ZM117 25H118V23H117ZM136 25H137V23H135V28H136ZM191 25H192V23H191ZM203 24H200L199 25V28L202 26ZM69 26V25H68ZM128 26H130V25H128ZM128 26H126V27H128ZM132 26H133V24H132ZM194 26H196V24H194ZM25 27V25L23 26V28ZM54 27V28H55ZM57 27H59V26H57ZM57 27H56V29H57ZM61 27V26H60ZM59 27V28H60ZM64 27L65 28H68V27H66L65 25H64ZM69 27V28H70ZM83 27V26H82ZM81 27V28H82ZM119 27H121V26H119ZM123 27V26H122ZM121 27V28H122ZM125 27V26H124ZM148 28V26H147V24H145L144 25V27L142 26V28ZM197 27H198V25H197ZM203 27V26H202ZM26 28V27H25ZM53 28V29H54ZM64 28V29H65ZM80 28V29H81ZM130 28H131V26H130ZM133 28V27H132ZM131 28V29H132ZM137 28L135 29V31L137 30ZM145 28V29H146ZM193 28V27H192ZM204 28H206V27H204ZM203 28V29H204ZM63 29V26H62V29L61 30H63L64 32H65V30ZM76 29V28H75ZM79 29V30H80ZM82 29H84V30H82V32H86V28H82ZM128 29V28H127ZM141 29V27L138 29V31ZM144 29V30H145ZM149 30H150V26H149V28H148ZM197 29V28H196ZM202 28L200 29L201 31L203 30ZM26 30V29H25ZM25 30H24V32H25ZM69 31H70V29H68ZM132 30H134V28L132 29ZM143 30V29H142ZM141 30V31H142ZM151 30V31H152ZM199 30V29H198ZM10 31H11V34L12 33H14L13 35H15V37L13 38V40L12 41H14L13 43L14 44H11V45H13V46H15L14 47V49H11V50H13V51H11L10 50V48H9V46H10V44H9V42L10 43H12V41H10V38L11 37H9V33H10ZM21 31H23V29L21 30ZM48 31H51V30H49L48 29ZM53 31H55V29L53 30ZM62 31V32H63ZM152 31V32H153ZM204 32L203 33H207V31H205V29L203 30ZM55 32H58V30H56ZM61 32V31H60ZM62 32L59 34V33H57V34H59V35H61L62 34ZM85 32H84V34H85ZM88 32H89V30H88ZM93 32V33H94ZM147 32H148V30H147ZM147 32H146V30H145V32H143L142 34H140L139 32L137 33V34H139V35H142V37H144V35L147 37V38H149V39H151L150 37H148V35L150 34V33H148V35H147ZM19 33H20V30H19ZM78 33H79V31H78ZM87 33V32H86ZM131 33H133V31H131ZM154 33H152L153 35H155ZM196 33H198V32H196ZM200 33V32H199ZM198 33V34H199ZM213 33V32H212ZM211 33V34H212ZM21 34H22V32H21ZM51 34H53V32H51ZM56 33H55V35H57ZM83 33H81L80 35H83V36H87V35H84ZM91 33H89V35H90ZM135 34V33H134ZM133 34V35H134ZM137 34L135 35V36H137ZM194 34V33H193ZM215 34V33H214ZM24 35V34H23ZM26 36H28L27 34H25ZM24 35V36H25ZM54 35V34H53ZM59 35H58V40H59ZM63 35V34H62ZM88 35V36H89ZM130 35V34H129ZM207 35V34H206ZM205 35V36H206ZM22 36V35H21ZM20 36V37H21ZM26 36H25V38H26ZM118 36V37H117ZM189 36V37H188ZM200 36V35H199ZM198 36V37H199ZM202 36V35H201ZM200 36V37H201ZM203 36H204V34H203ZM202 36V37H203ZM213 36V35H212ZM212 36H210L211 38H212ZM215 36H217V35H215ZM23 37V36H22ZM31 38V37H33V36H28L27 38ZM52 37V36H51ZM90 37V36H89ZM88 37V38H89ZM129 37H131V35L129 36ZM133 37V36H132ZM140 37V36H139ZM142 37H140V38H142ZM152 37V36H151ZM192 37H193V35H192ZM192 37H190L191 39H192ZM195 37H197V34L195 35ZM207 37V36H206ZM206 37H204V38H206ZM210 37H209V39H210ZM24 38V37H23ZM26 38V39H27ZM29 38V39H30ZM56 38H57V36H56ZM61 38V37H60ZM88 38L86 37V40H88ZM99 38V37H98ZM127 38V37H126ZM140 38H137V39H139L140 40ZM203 38V39H204ZM217 38H219V37H216V39ZM12 39V38H11ZM26 39H23V40H26ZM34 39V38H33ZM90 39H91V37H90ZM89 39V40H90ZM152 39L154 40V38L152 37ZM157 39V38H156ZM193 39H194V37H193ZM196 39V38H195ZM194 39V40H195ZM208 39V38H207ZM208 39V40H209ZM213 39V38H212ZM216 39H214L213 40V42L216 40ZM30 40H32V39H30ZM30 40H29V42L28 43H30ZM52 40H54V38L52 39ZM58 40H57V43H58ZM88 40V43L90 44V41ZM122 40V39H121ZM124 40V39H123ZM131 40H133V38L131 39ZM143 40H145V38L143 39L142 38V41H141V43L143 42ZM147 40V39H146ZM174 40H176V41H174ZM198 40V43H199V38L197 39ZM202 40V39H201ZM218 40V39H217ZM220 40V39H219ZM33 41V40H32ZM56 41V40H55ZM66 41V40H65ZM65 41H64V45H65ZM93 40L91 39V42H92ZM126 41H127V39H126ZM134 41L136 42L137 40L136 39H134ZM151 41V40H150ZM158 41V40H157ZM189 41H190V39H189ZM205 41V40H204ZM209 41H211V40H209ZM221 41V40H220ZM219 41V42H220ZM22 42V43H21ZM63 42V41H62ZM128 43H129V39H128V41H127ZM126 42V44L128 45V43ZM131 42V41H130ZM133 42V41H132ZM156 42V41H155ZM171 42V43H172ZM196 42V41H195ZM33 42H31V44H32ZM53 43H55L54 41H53ZM87 43V42H86ZM120 43V42H119ZM118 43V44H119ZM124 43H125V40H124ZM140 43V42H139ZM138 43V44H139ZM145 43V42H144ZM143 43V44H144ZM146 43H147V41H146ZM146 43L144 44V46L146 45ZM194 43V42H193ZM192 43V44H193ZM202 43V42H201ZM220 43H222V41L220 42ZM30 44V45H31ZM34 44H37V43H35V40H34ZM33 44V45H34ZM61 44V43H60ZM66 44H67V42H66ZM91 44V45H92ZM97 44V43H96ZM120 44H122V43H120ZM135 44V43H134ZM152 44V42H150V44L149 45H151ZM154 44V43H153ZM157 44V45H158ZM176 44V43H175ZM175 44H173V48H171V49H174V51H175V49H176V51H177V49L178 48H174V45ZM180 44V43H179ZM178 44V45H179ZM183 44V45H184ZM196 44H197V42H196ZM200 44V43H199ZM203 44V43H202ZM205 44H206V42H205ZM208 44H210L209 42L207 43V46H208ZM213 44V43H212ZM217 44H218V42H217ZM222 44H224V43H222ZM28 45V44H27ZM61 45H63V44H61ZM82 45V44H81ZM84 45V44H83ZM115 45V44H114ZM117 45V44H116ZM115 45V46H116ZM129 45H132V44H129ZM128 45V46H129ZM136 45V44H135ZM141 45V44H140ZM148 44H147V46H149ZM155 45V44H154ZM153 45V46H154ZM180 45H182V43L180 44ZM189 46V48H190V44H188ZM204 45V44H203ZM216 45V44H215ZM215 45H213L214 46V48L216 47ZM12 46V47H13ZM36 46V45H35ZM35 46H33V47H35ZM53 46H55V44L53 45ZM58 46H60L59 44L57 45V47ZM87 46H89L88 44L87 45H85V47H87ZM93 46V45H92ZM112 46H113V49H111L112 48ZM153 46H152V50H153ZM156 46V45H155ZM154 46V47H155ZM167 46H169L170 47V44L169 45H167ZM171 46H172V44H171ZM195 46H199V45H195ZM206 45H205V47H207ZM211 46V45H210ZM213 46H211V48H213ZM219 46V45H218ZM11 47V46H10ZM63 47V46H62ZM65 47H67V46H65ZM121 47H124V49H117L118 51H121V55L123 56V55H127L128 54V48H126V46H124V44H123V46L121 45ZM130 47V46H129ZM136 47H138V46H136ZM139 47H142V46H139ZM151 47V46H150ZM176 47V46H175ZM177 47H180V46H177ZM193 47H194V45H193ZM192 46H191V48L190 49H192L193 48ZM196 47V48H197ZM200 47H202V45L200 44ZM209 47V46H208ZM207 47V48H208ZM53 49H54V47H52ZM83 48H84V46H83ZM134 48V47H133ZM133 48H132V50H133ZM145 48H148V47H146L145 46ZM144 48V51L145 50H147V49H145ZM158 48V47H157ZM187 48V47H186ZM195 48V49H196ZM203 49H206V48H204V46L202 47ZM213 48V49H214ZM216 48H218V47H216ZM221 48H222V46H221ZM223 48H226L225 47V45H223ZM222 48V49H223ZM60 49H61V46H60ZM75 49H78V48H75ZM81 49V48H80ZM79 49V50H80ZM134 49H136V48H134ZM141 49H143V47L141 48ZM155 49V48H154ZM181 49V48H180ZM183 49V48H182ZM202 49V50H203ZM210 49V48H209ZM208 49V50H209ZM27 50V51H26ZM52 50V49H51ZM65 50L66 51H68L66 48H65ZM64 50V51H65ZM138 50V52H139V48L137 49ZM155 50H158L159 52H160V50L159 49H155ZM179 50V49H178ZM184 50H185V48H184ZM187 50H189L188 48H187ZM198 50V49H197ZM207 50V51H208ZM212 50V49H211ZM225 51L227 50V49H224ZM26 51V52H25ZM53 51H55V50H53ZM58 51L60 52V50L58 49ZM57 51V52H58ZM77 51V54L79 53L78 52V50H76ZM82 51H84V49L82 50ZM136 51V50H135ZM142 52H143V50H141ZM151 50H149V52H150ZM167 51V48H166V50H165V52ZM173 50H171V51H167V53L168 52H172ZM189 51H191V50H189ZM188 51V52H189ZM205 51V50H204ZM204 51H203V53H204ZM213 51H215V50H213ZM213 51L211 52L212 53V55H213ZM220 51V50H219ZM221 51H223V50H221ZM27 52H29L30 54H28ZM56 52V51H55ZM70 52H71V50H70ZM85 52H86V48H85ZM88 52V51H87ZM90 52V51H89ZM91 52H93L92 50H91ZM113 52V51H112ZM111 52V53H112ZM130 52H131V50H130ZM134 52V51H133ZM132 52V53H133ZM138 52H136V53H138ZM161 52H163L164 53V51H162V49H161ZM180 52V53H179ZM179 52H177V53H179L180 54V57H179V55H178V57L180 58V59H182V61L181 60H179L178 59V61H181L182 63L183 62H185V55H184V51H179ZM216 52V51H215ZM227 52V51H226ZM229 52V51H228ZM228 52H227V55H226V57L228 56ZM61 53H64L63 51H61ZM60 53V55H62ZM73 53V52H72ZM71 53V54H72ZM94 53H95V51H94ZM96 53V54H97ZM113 53H115V52H113ZM135 53V52H134ZM135 53V54H136ZM150 53H152V52H150ZM158 53V52H157ZM163 53H161V55L163 54ZM175 53V52H174ZM190 53V52H189ZM189 53H185V54H189ZM207 53H209V52H207ZM206 53V54H207ZM218 53V52H217ZM217 53H215V55H217L218 56V54ZM52 54L53 53H51V56H52ZM65 55H66V53H64ZM70 54V53H69ZM70 54V55H71ZM91 55H92V53H90ZM108 52H107V55H106V60L108 61V60H110L111 61V59L112 58H110V59H107V58H109L108 57ZM145 54H148V53H146V51H145ZM144 54V55H145ZM165 54V53H164ZM170 54V53H169ZM172 54H173V52H172ZM221 54V53H220ZM53 55H56V53H54ZM59 55V54H58ZM69 55V56H70ZM73 55V54H72ZM79 55V54H78ZM77 55V56H78ZM82 55V54H81ZM80 55V56H81ZM85 55V54H84ZM95 55V54H94ZM100 55L98 56V57H100ZM111 55V54H110ZM117 55H119L118 54V52H117ZM117 55H114L115 56V59H116V56ZM121 55H119L118 57H120ZM144 55H143V57H144ZM152 55V54H151ZM171 55V54H170ZM174 55V54H173ZM173 55H172V59H173ZM177 55H176V57H177ZM190 55V54H189ZM209 55V54H208ZM211 55V54H210ZM224 55H225V53H224ZM233 55V54H232ZM63 56V55H62ZM61 56V57H62ZM68 55H66V56H64V57H69ZM83 56V55H82ZM87 56V55H86ZM86 56H83V57H86ZM88 58L87 59H89V61H90V59L92 58V57H94V56H92V57H90V55L88 54ZM112 56V55H111ZM110 56V57H111ZM113 56V57H114ZM134 56V55H133ZM137 56H138V54H137ZM136 56V57H137ZM148 56H150V55H148ZM163 56V55H162ZM165 56H166V54H165ZM165 56H163V57H165ZM191 58H192V60H190L191 62H190V69H192V70H189V71H191L190 73H187V74H190L192 77H193V79H192V77H191V80H184L183 81V79H186V77H183V74H182V77H180V78H183L182 79V81H183V85H182V87L184 86V88L186 89L187 87H189V88H187V91L191 88V90H193L192 92L194 93V95H193V97H195V95H198V96H196L195 98H197L198 99V102L199 103H201L203 106H205L204 108V111L206 112V115L207 114H209V115H212L211 117H213V120H215V124H216V126L215 125H213V126H215V127H212L213 129H215V132H211V130H213L211 127H208L207 128V130H209V134L210 135H212L213 137H214V135H220L222 138H223V140L221 139V142L223 141L224 143V147H222V152H221V149H219L220 150V152H221V155H223V154H225L226 155V158H228V160L229 161H227V159H226V161L227 162H229V163H227V166L226 167H220V166H217L215 163V165L214 166H209V168H208V166H204V164L202 165V169L204 168V170H200V171H194V170H192V169H190V167H189V162L188 161H190L191 160V158H193V156L190 158V160H189V157L191 156V155H189L188 153H190L189 151L191 150V152H192V146H195V145H197V143H195V145H194V143L193 142H190V138L192 137V136H194V134H196V133H198L199 131H197L196 133H194V131H196V130H194L193 128L194 127H191V125L192 126H200V127H202V128H204V127H207L205 124H208V123H204V122H201V121H198L197 119V121H195V122H192V123H188L187 121H188V118L189 117H192L193 119L194 118H196V116H197V114H198V111H197V109H198V107L200 106V105H198L199 103L196 101L195 103H193V104H191L192 102L190 101V104L187 102V103H185L183 106H182V109H181V113H180V118H179V116H177V118H179V124L178 125H175L176 123H178V122H176L174 125H173V122H171L170 121V119H171V117L167 120V123H165V125L163 126V125H161L162 127H166L167 129H168V131L167 132H165L166 130H164V136L165 137H168L169 139H170V143L172 142V140H174V144L177 146V145H180L181 146V149H180V152H179V154H180V156H179V154H178V157H180V165H181V170H183L182 172H183V175H184V177L186 176H191V177H193V179H194V184L193 185H195L196 187H197V189H199L204 183H201V181L203 180V175H205V174H207V175H211L212 177H213V179L215 180V181H217L218 182V184H220L219 182H221V181H223L224 182V185L226 186L225 188H226V193L228 194H226V196H228L229 197V199L231 200V202H232V204L234 205V206H237L238 205V203L240 202V204L239 205H246V208H248V207H250V208H248V209H246V210H241L240 211V213H241V215H238V213L237 212H239V211H237V212H235V210H232V212H230V211H228V210H226L225 209V211H228V213H229V215H226V214H224L223 213V211L222 212H219V215L222 213L223 215L221 216V217H223V216H227V217H229L230 215H233L232 217H240V218H242V219H239L238 221H240L241 223H243L244 225H246V226H249V227H258V229H259V233H260V240H261V242H262V244H263V246H264V232H263V230H262V227H261V224H259L260 223V219H258V217L259 216H257V213H256V211H254V205L256 204L257 205V200H258V196L257 195H260V194H258L259 192L260 193H264V189H262L261 187H260V189H259V183H258V181H260V180H258V174H259V172L260 173H262V172H264V135L262 134V132L261 133H259V130L261 131V129H258V127H259V123L258 124H256L255 123V120L257 119L256 117H254L255 115L257 116V115H259L261 112H263V110H264V81L263 80H261V78H262V76H261V78L260 79H253V77H250V76H248V77H246V76H244L245 74H247V73H245V72H248V71H246L245 70V68H243V66H241V65H239L240 63H239V61H238V65H236V67H238V68H228V66L226 67L225 65H226V63L225 62H222V61H220V59L222 58V56L220 55V57L221 58H218V59H216V58H209V56H207V55H204V54H202V52L200 51V49L198 50V51H192V53H191ZM32 57H34V59H36L35 60V62H40V57H39V59H38V57L36 58V56L34 55V56H32ZM31 57V58H32ZM53 57V56H52ZM51 57V58H52ZM57 57V56H56ZM55 56H54V58H56ZM95 57H96V55H95ZM94 57V58H95ZM97 57V58H98ZM129 57H130V55H129ZM139 57V56H138ZM152 57H153V55H152ZM152 57H149V58H147L146 57V59H150V58H152ZM160 57V56H159ZM169 57V56H168ZM233 57H234V55H233ZM232 57V58H233ZM49 59V60H51V62L53 61L52 59ZM73 58V57H72ZM71 58V59H72ZM80 58V57H79ZM93 58V59H94ZM103 58V57H102ZM104 58H105V56H104ZM104 58H103V60H104ZM120 58H122V57H120ZM131 58H133L132 56H131ZM134 58H135V56H134ZM133 58V59H134ZM141 58V57H140ZM154 58H156V57H154ZM166 58H167V56H166ZM228 58V57H227ZM231 57H229V59H230ZM235 58V57H234ZM37 59H38V61H37ZM65 59V58H64ZM76 59H78V58H76ZM82 59V58H81ZM84 59V58H83ZM100 59H101V57H100ZM128 59H130V58H127V60ZM133 59H131V60H133ZM144 59V58H143ZM146 59L145 60H143V62L144 61H146ZM153 59V58H152ZM152 59H151V62H152ZM162 59V58H161ZM164 59V58H163ZM170 59V58H169ZM225 60H226V58H224ZM229 59H227V60H229ZM32 60V59H31ZM30 59L28 60V61H31ZM56 60H58V57L56 58ZM61 62H62V59H59ZM58 60V61H59ZM67 60H69V59H67ZM98 60V59H97ZM102 60V61H103ZM125 60V59H124ZM135 60H136V58H135ZM134 60V61H135ZM167 59H165L164 60V62L166 61ZM171 60V59H170ZM176 60V59H175ZM188 60V59H187ZM186 60V61H187ZM188 60V61H189ZM223 60V59H222ZM224 60V61H225ZM232 61H234V60H236V59H231ZM230 60V61H231ZM238 60V59H237ZM45 61V60H44ZM43 61V62H44ZM57 61V62H58ZM64 61V60H63ZM77 61V60H76ZM84 61V60H83ZM89 61H87V62H89ZM91 61H93L94 62V60H92L91 59ZM99 61V60H98ZM113 61V60H112ZM116 61V60H115ZM121 61H123V59L121 60ZM126 61V60H125ZM156 61V60H155ZM163 61V60H162ZM169 61V60H168ZM167 61V62H168ZM174 61V60H173ZM178 61H176V63L174 62V64H177V62ZM229 61V62H230ZM42 62V61H41ZM54 62H55V60H54ZM61 62H59V63H61ZM70 62V61H69ZM73 62V61H72ZM71 62V63H72ZM85 62V61H84ZM130 62H132V61H130ZM129 62V63H130ZM141 62H142V58H141ZM149 62V61H148ZM161 63V61H158V63ZM167 62H165V64L167 63ZM170 62V61H169ZM180 62V63H181ZM226 62H228V61H226ZM25 63H28V65L30 64V68H29V70L28 71H26V67L28 66L27 64H26V66H25ZM49 64H50V62H48ZM65 63H66V61H65ZM100 63H102L101 61H100ZM105 63V62H104ZM103 63V64H104ZM120 63H122V62H120ZM128 62H127V64H129ZM132 63H136V61L135 62H132ZM155 62L153 61V66L155 65L154 64ZM171 63H173L172 62V60H171ZM224 63H225V65H224ZM234 63V62H233ZM39 65L41 64V63H38ZM44 63H42V65H43ZM85 64H86V62H85ZM87 64H89V63H87ZM90 64H91V62H90ZM107 64V63H106ZM106 64H104V65H106ZM115 64V63H114ZM127 64H124V65H127ZM138 64V63H137ZM140 64H142V63H140ZM152 64V63H151ZM170 63H168V65H169ZM189 64V63H188ZM230 64V63H229ZM52 65H53V63H52ZM55 65V64H54ZM61 65H63V62H62V64ZM67 65V64H66ZM69 65V64H68ZM93 66L94 65H96V62H95V64H92ZM98 65H100V64H98ZM102 65V64H101ZM103 65V66H104ZM110 65V63L108 64V66ZM119 65V64H118ZM123 65V66H124ZM130 65H132V64H130ZM130 65H128V66H130ZM134 65V64H133ZM136 65V64H135ZM144 65H146V63L144 64ZM148 65V64H147ZM150 65V64H149ZM163 64H161V66H162ZM230 65H235V64H230ZM245 65V64H244ZM35 66H36V68H35ZM34 66V68H35V71L33 72V74L36 72V70L38 69V65H35ZM88 67H89V65H87ZM87 66L85 65V68H87ZM93 66L91 67V68H93ZM172 66V65H171ZM183 67H185V69H186V64H185V66L184 65H182ZM239 66L240 67H242V69L243 70H245V74L243 75V74H237L236 72H238L239 73V71H233V69L235 70H238V69H241V68H239ZM246 66H248V65H246ZM33 67V66H32ZM110 67V66H109ZM108 67V70H110V68ZM114 67H115V65H114ZM117 67V66H116ZM121 68H122V66H120ZM131 67H133V66H131ZM130 67V68H131ZM136 67H138L137 65H136ZM143 67H145V66H143ZM156 67H158L157 65H156ZM155 67V70L157 71L158 70V68H156ZM165 67V66H164ZM166 67H167V64H166ZM175 67H176V65H175ZM177 67H179L178 66V64H177ZM177 67L175 68V69H177ZM183 67H179L180 69L182 68L183 70H184V68ZM187 67H189V66H187ZM235 67V66H234ZM28 68V67H27ZM99 68H100V66H99ZM98 68V69H99ZM113 68V67H112ZM126 68V67H125ZM129 68V67H128ZM141 68V67H140ZM146 68V67H145ZM148 68V67H147ZM150 68V67H149ZM168 68H169V66H168ZM167 68V69H168ZM170 68H172V67H170ZM178 68V69H179ZM33 69V68H32ZM102 69H103V67H102ZM107 69V68H106ZM106 69H104V75H101L102 74V72H101V74H100V76H106V75H109V74H106L105 72H107L106 71ZM135 69V68H134ZM154 69V68H153ZM174 69V70H175ZM250 69H251V71H252V68L250 67ZM254 69V68H253ZM90 70V69H89ZM101 70V69H100ZM131 70V69H130ZM138 70H139V68H138ZM160 70V69H159ZM163 70V69H162ZM172 70V72H173V69H171ZM182 70V71H183ZM187 70V72H188V68L186 69ZM94 71V70H93ZM117 71V70H116ZM120 71V70H119ZM123 71H125L124 69H123ZM122 71V69H121V71H120V73H122L123 72ZM132 71V70H131ZM140 71H142V70H139V72ZM156 71H154V72H156ZM167 72H168V70H166ZM165 71V72H166ZM176 71H178V70H176ZM90 72V71H89ZM92 72V71H91ZM99 72L100 71H98V74H99ZM109 72V71H108ZM118 72V71H117ZM134 72V71H133ZM153 72V71H152ZM153 72V73H154ZM158 72V71H157ZM166 72V73H167ZM172 72H170V70H169V72L168 73H170V75L172 76L173 75V73L175 74V71L172 73ZM255 72V71H254ZM93 73V72H92ZM92 73H91V75H92ZM95 73H96V71H95ZM112 73H114V72H112ZM125 73V72H124ZM127 73H128V71H127ZM130 73V72H129ZM129 73H128V76L129 77H132L133 75H129ZM135 73V72H134ZM138 73V72H137ZM143 73V72H142ZM161 73H162V71H161ZM172 73V74H171ZM180 73V72H179ZM242 73V72H241ZM256 73V74H255ZM254 74L255 75H257V72H255ZM31 75V73H30V76H34V75ZM86 74H89V73H86ZM97 74V75H98ZM140 74V73H139ZM145 74V73H144ZM143 74V75H144ZM146 74H147V72H146ZM177 74V73H176ZM176 74H175V76H176ZM184 74H186V72H184ZM248 74H250V73H248ZM253 76H254V74L253 73H251ZM91 75H89L90 77H91ZM94 75V74H93ZM112 75V74H111ZM117 75H119V74H117L116 73V75H114V76H117ZM135 75V74H134ZM136 75H138V74H136ZM153 75H155V74H153ZM157 75H159V73H157ZM162 75V74H161ZM167 75V74H166ZM181 75V74H180ZM29 76V77H30ZM99 76V75H98ZM113 76V75H112ZM112 76H111V78H112ZM140 76V75H139ZM142 76V75H141ZM145 76V75H144ZM160 76V75H159ZM179 76V75H178ZM259 76V77H260ZM96 77V76H95ZM143 77V76H142ZM147 77V76H146ZM151 77V76H150ZM160 77H162V76H160ZM168 77V76H167ZM190 77V76H189ZM256 77V76H255ZM258 77V76H257ZM0 78V79H1ZM85 78H87V76L85 77ZM109 77H107V79H108ZM110 78V79H111ZM115 78H117V77H115ZM114 78V79H115ZM134 78H135V76H134ZM149 78V77H148ZM152 78V77H151ZM157 78V77H156ZM170 78V77H169ZM169 78H168V80H169ZM173 78V77H172ZM176 78H177V76H176ZM180 78H179V80H180ZM91 79V78H90ZM95 79V78H94ZM101 79V78H100ZM106 78H105V80H107ZM143 79H144V77H143ZM160 79V78H159ZM171 79V78H170ZM264 79V78H263ZM132 80V79H131ZM130 80V81H131ZM138 80H139V78H137V82L136 83H138ZM154 80H156L155 79V77H154ZM179 80H178V82H175V83H178L179 84ZM30 81V80H29ZM128 81V80H127ZM134 81V80H133ZM142 81H144V80H142ZM148 81V80H147ZM172 81V80H171ZM27 82V83H26ZM157 82V81H156ZM126 83V82H125ZM130 82L128 81V84H129ZM172 83H173V81H172ZM181 83V82H180ZM135 84V83H134ZM138 84H140L141 85V83H138ZM6 85V86H5ZM125 86H126V84H124ZM131 85V84H130ZM133 85V84H132ZM139 85V86H140ZM144 85V84H143ZM147 85H148V83H147ZM180 85V84H179ZM178 85V86H179ZM2 86H1V89H3L2 88ZM123 86V85H122ZM145 86V85H144ZM120 87V86H119ZM138 87V86H137ZM147 87H149V86H147ZM124 88V87H123ZM126 88V87H125ZM128 88H129V86H128ZM130 88L132 89L133 88V86L131 87L130 86ZM136 88V87H135ZM143 88V86H141L140 87V89H142ZM144 88H146V87H144ZM143 88V89H144ZM153 88V87H152ZM33 89V90H32ZM138 89H139V87H138ZM139 89V90H140ZM142 89V90H143ZM180 89V88H179ZM183 89V88H182ZM4 90V89H3ZM3 90H0V92H2ZM137 90V89H136ZM146 90V89H145ZM181 90V89H180ZM190 90V91H191ZM128 91H130V90H128ZM132 91H134V93H135V89L134 90H132ZM141 91V90H140ZM144 91V90H143ZM9 92H10V94H9ZM31 94H30V93ZM146 92H147V90H146ZM168 92V91H167ZM170 92H172L171 90H170ZM191 92V93H192ZM130 93V92H129ZM132 93V92H131ZM130 93V94H131ZM136 93H137V91H136ZM136 93H135V95H136ZM144 93V92H143ZM3 94V96H4V93L2 92L0 95H2ZM124 94V93H123ZM128 94V93H127ZM127 94H126V96H127ZM129 94V95H130ZM138 94H139V92H138ZM171 94V93H170ZM14 95V94H13ZM142 95V94H141ZM148 95V94H147ZM165 95H166V93H165ZM179 95H181V94H179ZM178 95V96H179ZM185 95H187V94H185ZM190 95H192V94H190ZM189 95V96H190ZM3 96H1L0 98H2ZM6 96V95H5ZM5 96H4V98H5ZM52 96V95H51ZM126 96H124L125 98H126ZM140 96V95H139ZM144 96H145V94H144ZM143 96V97H144ZM149 96V95H148ZM172 96V95H171ZM174 96V95H173ZM172 96V97H173ZM11 97V96H10ZM14 97V96H13ZM85 97H87V96H85ZM131 97V96H130ZM135 97H137V96H135ZM134 97V98H135ZM168 97V96H167ZM176 97V96H175ZM174 97V98H175ZM184 97H186V96H184ZM3 98V99H4ZM7 98H8V96H7ZM6 98V99H7ZM38 98H40V97H38ZM50 98H52L53 100L54 99H56L55 97L53 98V97H50ZM127 98H129V97H127ZM188 98H190V97H188ZM192 98V97H191ZM43 99V98H42ZM45 99V101H46V99H48V97L47 98H44ZM86 99V98H85ZM85 99H84V101H85ZM89 99H91V98H89ZM88 98H87V101L89 100ZM138 99V98H137ZM141 99V98H140ZM171 99V98H170ZM173 99V98H172ZM180 99V98H179ZM194 99V98H193ZM193 99H189V100H192L193 101ZM5 100V99H4ZM8 100V99H7ZM57 100V99H56ZM56 100L54 101L56 104H57V102H56ZM92 100V99H91ZM94 100V99H93ZM92 100V101H93ZM139 100V99H138ZM144 100V99H143ZM147 100V99H146ZM174 100V99H173ZM180 100H182V99H180ZM188 100V101H189ZM6 101V100H5ZM16 101H17V99H16ZM45 101H43V103L45 102ZM50 101V100H49ZM49 101H46V102H48V103H52V102H49ZM52 101V100H51ZM58 101V100H57ZM130 101V100H129ZM145 101V100H144ZM144 101H141V103L142 102H144ZM149 101H151V100H149ZM148 101V102H149ZM166 101H168V100H166ZM177 101H179V100H177ZM8 102V101H7ZM39 102V103H38ZM54 102L51 104V105H53L54 106ZM89 102H91V101H88V104H89V106H90V103ZM93 102H95V101H93ZM92 102V103H93ZM132 102V101H131ZM171 102V101H170ZM185 102V101H184ZM133 103V102H132ZM136 103V102H135ZM135 103H133L132 105H135ZM140 103V100H139V104H141ZM164 103H165V101H164ZM181 103V101H179V104ZM47 104V103H46ZM49 104V105H50ZM55 104V105H56ZM94 104V103H93ZM120 104H121V101H120ZM145 104V103H144ZM149 104V103H148ZM148 104H146L147 106H148ZM150 104H152V103H150ZM154 104V103H153ZM176 104V103H175ZM40 105V107H38ZM48 105V104H47ZM46 105V106H47ZM50 105V106H51ZM82 105H84V103L82 104ZM82 105H81V107H82ZM85 105H86V103H85ZM137 105V104H136ZM142 105H143V103H142ZM142 105H140V106H142ZM171 105V104H170ZM178 105V104H177ZM49 106V107H50ZM88 108H89V106L88 105H86ZM91 106H93V105H91ZM91 106H90V108H91ZM128 106H129V104H128ZM127 106V108H129V107H131V105L128 107ZM138 106V105H137ZM137 106H135L136 108H137ZM144 107L142 110H144V114H149V112H152V110L150 111L149 110V108L148 107ZM151 106V105H150ZM164 106H165V104H164ZM167 106H168V104H167ZM172 106V105H171ZM52 107V106H51ZM50 107V108H51ZM63 107V106H62ZM119 107V106H118ZM121 107V106H120ZM124 107V106H123ZM133 107V106H132ZM130 108V109H133V108ZM177 107V106H176ZM178 107H179V105H178ZM177 107V108H178ZM202 107V106H201ZM200 107V108H201ZM38 108H40V109H38ZM53 108V107H52ZM84 108H86L85 106H84ZM88 108H86L87 110H86V113H87V111H88ZM93 108V107H92ZM91 108V109H92ZM140 108H142V107H139V109H136L138 112H142V110L140 111ZM159 108V107H158ZM163 108V107H162ZM164 108H166V107H164ZM163 108V109H164ZM170 108V107H169ZM174 108V107H173ZM181 108V107H180ZM43 109V108H42ZM90 109V110H91ZM151 109H156L157 110V107L155 108H151ZM161 109V108H160ZM163 109H161V110H163ZM172 109V108H171ZM176 109V108H175ZM201 109H203V108H201ZM16 110V111H15ZM20 109H18V111H19ZM47 110H49L48 109V107H47V109H46V111ZM51 111H55L54 110V108H53V110L52 109H50ZM49 110V111H50ZM133 110H135V109H133ZM135 110V111H136ZM178 110V109H177ZM176 110V112H178ZM48 111V112H49ZM50 111V113H52ZM92 111V110H91ZM106 112H109V111H107V110H105ZM154 111V110H153ZM169 110H167L166 112H168ZM56 112V111H55ZM94 112V111H93ZM105 112V113H106ZM132 112H134V111H132ZM155 112V111H154ZM159 113L160 112V110L158 111H156L155 112V115H156V118L158 117V115L156 114V113ZM164 112V111H163ZM165 112V113H166ZM171 112V111H170ZM170 112L169 113H167V114H170ZM202 112V111H201ZM200 112V113H201ZM260 112V113H259ZM21 113H23L22 114V117H23V115H24V117H25V119H26V114L28 115V121L26 120H20V118H21V116H20V118H19V115H21ZM26 113V114H25ZM44 113V115H43V117H41L42 116V114ZM50 113H48V114H50ZM54 113V112H53ZM104 113V114H105ZM123 113V112H122ZM135 113V112H134ZM160 113H162V111L160 112ZM203 113V112H202ZM55 115H56V113H54ZM53 114V115H54ZM85 114V113H84ZM90 114V113H89ZM107 114V113H106ZM132 114V113H131ZM137 114V112L134 114V115H136ZM140 114V113H139ZM150 114H152L153 115V112L152 113H150ZM262 114V113H261ZM264 114V113H263ZM7 115H6V117H7ZM52 115V114H51ZM54 115V116H55ZM88 115V114H87ZM131 116V117H134V118H136L135 116ZM138 115V114H137ZM141 115H142V113H141ZM140 115V116H141ZM154 115V116H155ZM163 115V114H162ZM179 115V114H178ZM205 115V116H206ZM89 116H91L92 117V114H90ZM104 116V115H103ZM107 116H109V114L107 115ZM165 116V115H164ZM167 116V115H166ZM171 116V115H170ZM174 116V115H173ZM202 117H204V115H201ZM260 116V115H259ZM161 117V116H160ZM160 117H158V118H160ZM208 117V116H207ZM206 117V118H207ZM258 117V116H257ZM263 117V116H262ZM2 118V117H1ZM45 118H44V120H45ZM104 118V117H103ZM111 118V117H110ZM141 118H143V116L141 117ZM148 118H150L149 117V115H148ZM152 118H153V116H152ZM166 118V117H165ZM264 118V117H263ZM3 119V118H2ZM112 119V118H111ZM133 119V118H132ZM144 119H147V118H144ZM144 119H142V121L144 120ZM162 119V118H161ZM210 119V121H211V118H209ZM260 119V118H259ZM259 119H257V120H259ZM262 119V118H261ZM260 119V120H261ZM41 120V119H40ZM104 120H106V119H104ZM138 120H139V115H138ZM151 120V119H150ZM154 120V119H153ZM159 120V119H158ZM158 120H156L157 122H158ZM173 120V119H172ZM190 120V119H189ZM3 121V120H2ZM41 121H43V120H41ZM107 121H109V120H107ZM136 121V122H135ZM135 123H138L137 122V120L135 119ZM141 121V122H142ZM145 122H146V120H144ZM144 121H143V123H144ZM193 121V120H192ZM206 121V120H205ZM160 122H161V120H160ZM159 122V123H160ZM164 122H166L165 121V119H164V121H162V124L164 123ZM206 122H208V120L206 121ZM259 122V121H258ZM110 123V122H109ZM140 123V122H139ZM147 123H149V122H147ZM99 124V123H98ZM101 124H104V123H101ZM101 124H100V126H98L97 125V127L98 128H101ZM106 124V123H105ZM144 124H146V123H144ZM144 124H142L141 125V123H140V125H133L134 127L135 126H138V127H140L139 129L141 130V131H143V133L145 132L144 131ZM153 124V123H152ZM161 124V123H160ZM159 124V125H160ZM211 124H213V123H211ZM210 124V126H212ZM156 125V124H155ZM258 125V126H257ZM261 125V124H260ZM105 126V125H104ZM108 126V125H107ZM114 126V125H113ZM112 126V127H113ZM145 126H147L148 127V125H145ZM110 128V129H115L114 127L113 128ZM118 127H120V125L118 126L117 125V128ZM137 127V128H138ZM143 127V128H142ZM151 127V126H150ZM154 127V129H155V126H152V128ZM158 127V126H157ZM156 127V128H157ZM161 127V128H162ZM195 127V129H197ZM121 128V127H120ZM119 128V129H120ZM152 128L151 129H149V130H151V132H152ZM160 128V129H161ZM201 128V129H202ZM108 129V128H107ZM143 129V130H142ZM146 129H148V128H146ZM89 130H91V127H90V129ZM99 130H101V129H99ZM129 130V129H128ZM136 130H138V129H136ZM199 130V129H198ZM203 130V129H202ZM104 131H105V129H104ZM107 131V130H106ZM112 131V130H111ZM120 131V130H119ZM118 131V132H119ZM162 131H163V128H162ZM161 131V132H162ZM204 131V130H203ZM262 131H264V130H262ZM46 132H47V134H46ZM91 132H93V130H91ZM97 132V131H96ZM102 132V131H101ZM129 132V131H128ZM147 132V131H146ZM154 132V131H153ZM206 132V131H205ZM48 133L50 134V136L52 135V138L50 139V141L49 142H47L45 139H47V140H49V138H46V136L48 135ZM53 133V134H52ZM99 133H100V131H99ZM98 133V134H99ZM108 133H110V132H108ZM138 133V132H137ZM94 134H96V133H93L92 135H94ZM98 134H96V136L98 135ZM104 134V133H103ZM115 134H117V133H115ZM119 134H120V132H119ZM146 134V133H145ZM144 134V135H145ZM202 134V133H201ZM80 135V134H79ZM87 135H88V133H87ZM100 135L101 134H99V136H97V137H100ZM159 136L160 137V135L162 136V134L160 133V135L157 133L156 134V136ZM198 135V134H197ZM205 135H207L208 136V134H205ZM89 136V135H88ZM106 136V135H105ZM105 136H101V138H103L104 137V139H102V141H103V143H113V142H115L116 141V139L117 138H115V136H114V134H113V132H112V134L110 133V135L109 136H107V137H105ZM118 136V135H117ZM146 136V135H145ZM145 136H143L144 137V139H145ZM157 136V137H158ZM219 136V137H220ZM48 137H49V135H48ZM143 137H142V139H143ZM156 137V138H157ZM165 137H164V139H165ZM176 137V138H175ZM199 137V136H198ZM202 137V136H201ZM163 138V137H162ZM167 138V139H168ZM175 138V139H174ZM206 138V137H205ZM209 138V137H208ZM210 138H211V136H210ZM215 138V137H214ZM214 138H212V139H214ZM217 138V137H216ZM215 138V139H216ZM168 139V140H169ZM193 139V138H192ZM191 139V140H192ZM219 139V138H218ZM219 139V140H220ZM155 140V139H154ZM160 140L161 141H163L161 138H160ZM194 140H196V137H195V139ZM209 140V139H208ZM165 141H166V139H165ZM203 141V140H202ZM205 141V140H204ZM207 141V140H206ZM210 141V140H209ZM208 141V142H209ZM218 141V140H217ZM216 141V142H217ZM212 142H213V140H212ZM215 142V143H216ZM163 143H164V141H163ZM198 143H200V142H198ZM204 143V142H203ZM214 143V142H213ZM57 144V145H56ZM168 144V143H167ZM210 144H212L211 142H210ZM222 144V145H223ZM161 145L163 146V145H166V143L165 144H162V142H161ZM206 145H207V143H206ZM216 145H218V144H216ZM220 145V144H219ZM221 145V146H222ZM198 146H200V145H198ZM205 146V145H204ZM213 146V145H212ZM46 147H49V148H47V150H46ZM165 147V146H164ZM168 147H169V145H168ZM179 147V146H178ZM202 147H203V144H202ZM216 147V146H215ZM214 147V148H215ZM220 147V146H219ZM10 148V147H9ZM201 148V146L200 147H198V149H200ZM205 148L206 147H204V150H205ZM209 148H211L210 146H209ZM208 148V146H207V149H209ZM213 148V147H212ZM221 148V147H220ZM195 149V148H194ZM10 150H11V148H10ZM46 150V151H45ZM123 150V149H122ZM167 150H169L168 148H167ZM166 150V151H167ZM203 150V149H202ZM201 150V151H202ZM217 150V149H216ZM219 150H218V152H219ZM101 151V150H100ZM99 151V152H100ZM213 151V150H212ZM12 152V151H11ZM89 152V151H88ZM90 152H93V151H90ZM98 152V154H96V155H98L97 156V161H99V160H101L102 159V156H103V158L104 157H106V156H108V154L107 155H105L102 151H101V153H99ZM173 152V151H172ZM172 152H168L166 155L170 158V159H173V157H174V152L172 153ZM195 151H193V153H194ZM209 152H211L210 150H209ZM208 152V153H209ZM219 152V153H220ZM85 153H87V152H85ZM96 153V151H94V153H92L93 155ZM107 153V152H106ZM123 153H125V152H123ZM123 153H120V155L119 156H122V154ZM166 153V152H165ZM164 153V154H165ZM203 153V152H202ZM219 153H216V151H215V154H219ZM223 153V154H222ZM90 154V153H89ZM92 154H90V156H92ZM127 154V153H126ZM199 154H200V152H199ZM205 154V153H204ZM210 154V153H209ZM213 154V153H212ZM11 155H12V153H11ZM83 155V154H82ZM84 155H87V154H84ZM83 155V156H84ZM125 155V154H124ZM123 155V156H124ZM187 155H189L188 157H187ZM197 155H198V153H197ZM201 155V154H200ZM220 155V154H219ZM89 156V155H88ZM112 156V155H111ZM111 156H108V157H110L111 158ZM115 156V155H114ZM122 156V157H123ZM194 156H195V154H194ZM213 156V155H212ZM224 156V155H223ZM87 157V156H86ZM94 157V156H93ZM93 157H91V158H93ZM113 157V156H112ZM175 157H176V155H175ZM203 157V156H202ZM201 157V158H202ZM206 157V156H205ZM217 157V156H216ZM216 157H214V158H216ZM221 157V156H220ZM14 158V159H15ZM19 158V157H18ZM17 158V159H18ZM44 158H46V156L44 157ZM55 158V157H54ZM84 158V157H83ZM91 158H89L90 159V161L92 160ZM198 158V157H197ZM204 158V157H203ZM43 159V158H42ZM85 159V158H84ZM83 159V160H84ZM95 159V158H94ZM109 159V158H108ZM113 159V158H112ZM120 159V158H119ZM53 160V161H52ZM214 160H216V159H214ZM14 161V160H13ZM12 161V162H13ZM16 161V160H15ZM14 161V162H15ZM22 160H20V162H21ZM25 161V160H24ZM87 161V160H86ZM96 161V160H95ZM122 161H123V159H122ZM23 162V161H22ZM27 162V163H28ZM84 162H85V160H84ZM84 162H82V163H84ZM100 162V161H99ZM102 162V161H101ZM110 162V160L108 161L107 159L105 160V163H104V159H103V166H101V169H102V171H104V172H106V174L107 173H109V171H111V167L107 164V163H109ZM24 163V162H23ZM26 163V162H25ZM24 163V164H25ZM36 163H38V165H39V162H36ZM45 163V164H46ZM85 163H87V162H85ZM205 163H208V162H205ZM9 164V165H8ZM8 165V166H7ZM36 165V164H35ZM37 165V166H38ZM60 165H62V164H60ZM82 165V164H81ZM81 165H80V168H83L84 170H86L87 171V169L86 168H88V165H86V164H84L83 166H85L86 165V167H81ZM23 166V165H22ZM96 166H98V165H96ZM95 166V167H96ZM19 167V166H18ZM94 167V166H93ZM207 167V168H206ZM79 168V169H80ZM98 168V167H97ZM97 168H94V169H97ZM100 169V168H99ZM98 169V171L97 172H99L100 170ZM81 170V169H80ZM80 170H79V172H80ZM84 170H82L81 172H83ZM52 171H54V172H52ZM57 171L59 172V171H61V174H59V175H57L58 173H57ZM76 171H78V170H76ZM96 171V170H95ZM56 172V173H55ZM180 172V171H179ZM53 173H55V176H57V178L55 177V178H53L52 177V175H53ZM70 173V175H68ZM87 173H89V172H87ZM101 173V172H100ZM102 174H103V172H102ZM182 174V173H181ZM264 174V173H263ZM177 175H178V173H177ZM180 175V174H179ZM178 175V176H179ZM260 175V174H259ZM69 176V177H68ZM189 176V177H190ZM261 176H262V174H261ZM260 176V177H261ZM183 180H181V182L179 181L178 182V184H177V187H178V189H181L182 191H184L185 193L189 190V189H191L190 188V183L189 184H187V178L185 179L182 175L180 176ZM210 177V176H209ZM262 178H263V176H262ZM88 179V178H87ZM90 179V178H89ZM192 179V178H191ZM192 179V180H193ZM93 180V179H92ZM179 180H180V178H179ZM208 180V179H207ZM212 180V179H211ZM262 180V179H261ZM88 181V180H87ZM86 181V182H87ZM210 181V180H209ZM209 181H207V182H209ZM75 182V183H74ZM84 182H85V180H84ZM84 182H83V184H84ZM88 182H91V181H88ZM192 182V181H191ZM222 182V183H223ZM264 182V181H263ZM193 183V182H192ZM88 184V186H89V183H87ZM90 184H93L92 182L90 183ZM206 185L208 184V183H205ZM262 184V183H261ZM260 184V185H261ZM192 185V184H191ZM192 185V186H193ZM205 185V186H206ZM210 185H211V182H210ZM215 185V184H214ZM217 185V184H216ZM221 185V184H220ZM223 185V186H224ZM85 186H86V184H85ZM208 186H209V184H208ZM212 186V185H211ZM211 186H209L210 188H212ZM262 186H264V183H263V185ZM215 187V186H214ZM221 187V186H220ZM219 187V185H218V187H216V188H220ZM84 188H86V187H84ZM88 188V187H87ZM86 188V189H87ZM203 188V187H202ZM202 188H200V189H202ZM206 188V187H205ZM192 189H194V186H193V188ZM196 189V190H197ZM222 189H224V188H222ZM203 190V189H202ZM202 190H201V192H202ZM205 190H207V189H205ZM215 191L217 190V189H214ZM214 190H213V192H214ZM72 191H76L77 192V194L76 193H71ZM218 191H220V190H218ZM222 191V190H221ZM200 192V191H199ZM207 192V191H206ZM224 193H225V190L223 191ZM183 193V192H182ZM208 193H211L212 194V191L211 192H207V194ZM215 193V192H214ZM218 193V192H217ZM216 194V193H215ZM220 194V193H219ZM219 194H217V195H214L213 194V196H218V199H220L221 197L219 196ZM209 195V194H208ZM222 195V194H221ZM225 195V194H224ZM262 195V194H261ZM264 195V194H263ZM260 196L261 198H263L264 196ZM52 197V196H51ZM260 197H259V199H260ZM156 198V197H155ZM225 198V197H224ZM215 200H216V197L214 198ZM218 199L216 200V203H217V201H218ZM222 199V198H221ZM89 200V199H88ZM153 200V199H152ZM229 200V201H230ZM262 200V199H261ZM149 201H151V200H148V199H144V200H142V199H140L139 200V202L140 203H142L141 205H142V207H140L141 209L140 210H142V208H143V206H146L147 204L149 205V203H150V205H152V203L151 202H153V201H151V202H149ZM221 201V200H220ZM263 201H264V199H263ZM89 202V201H88ZM87 202V203H88ZM91 202V201H90ZM149 202V203H148ZM259 202V201H258ZM92 203V202H91ZM154 203H156V202H154ZM158 203V202H157ZM89 204V203H88ZM174 205H175V203H173ZM90 205V204H89ZM140 205V204H139ZM252 205H253V207H252ZM91 208H94L93 207V204H91ZM200 206L201 205H199V208H200ZM206 206V205H205ZM90 207V206H89ZM95 207H96V205H95ZM212 207V206H211ZM86 208V207H85ZM96 208H98V206L96 207ZM205 208V207H204ZM214 208V207H213ZM216 208H218V207H216ZM235 207H233V209H234ZM242 208V207H241ZM87 209H89V208H87ZM219 209V208H218ZM218 209H216L217 211H218ZM222 209V208H221ZM231 209V208H230ZM237 210L239 209V208H236ZM83 210H84V208H83ZM91 210V209H90ZM96 210V209H95ZM207 210V209H206ZM212 210V209H211ZM215 210V209H214ZM220 210V209H219ZM224 210V209H223ZM256 210V209H255ZM85 211V210H84ZM89 211V210H88ZM143 212L142 213H140V214H144L145 215V217L146 216H149V214H148V211H145V210H142ZM209 211V210H208ZM216 211V212H217ZM195 212V211H194ZM213 212V211H212ZM214 213V214H218V213ZM235 212V213H234ZM204 214H205V209H204V212H203ZM227 213V214H228ZM193 214V213H192ZM238 216H237V215ZM247 214V215H246ZM206 215V214H205ZM208 215H210V212H209V214ZM217 216V217H220V216ZM244 215V216H243ZM194 216V215H193ZM208 218H209V216H207ZM211 217H212V215H211ZM221 217H220V219H221ZM152 218V217H151ZM151 218L149 219V220H151ZM162 220H164V219H166V218H168V215H165L164 216V218L163 217H160ZM190 218H192V216L190 217ZM224 218V217H223ZM226 218V217H225ZM259 218H261V217H259ZM153 219V218H152ZM211 218H209L208 219V221L210 220ZM229 219V218H228ZM228 219L226 218V220H227V222H230L231 223V221L233 220V218L231 219L230 218V220L228 221ZM157 220H159V217H158V219H156V221ZM161 220V221H162ZM190 220V219H189ZM223 220L224 219H221V223L223 222ZM260 220V221H259ZM191 221V220H190ZM213 221V220H212ZM259 221V222H258ZM154 222H155V219H154ZM226 222V221H225ZM232 222H234V220L232 221ZM150 223L152 224V225H154L155 223H153L152 222V220L150 221ZM214 223V222H213ZM236 223V222H235ZM241 223H240V225H241ZM224 225H225V223H223ZM237 224V223H236ZM239 224V223H238ZM226 226H227V224H226ZM262 226H263V224H262ZM138 246H140V245H138ZM138 246H135V249H134V252H135V254H136V256H138L139 254H140V252H141V248L139 247L138 248ZM13 252V251H12ZM165 255V254H164ZM201 257H205V256H201ZM215 257H220V256H206V258H204V260L202 261V263L201 264H235L236 263V261L234 260V262L231 260V258H227L226 257V259H216ZM96 258V257H95ZM264 259V258H263ZM264 261V260H263Z\"/></svg>",
	"mask_w": 264,
	"mask_h": 264
},
{
	"label": "crops",
	"instance_id": "obj_3",
	"mask_svg": "<svg viewBox=\"0 0 264 264\" xmlns=\"http://www.w3.org/2000/svg\"><path fill=\"white\" fill-rule=\"evenodd\" d=\"M87 251L94 257L111 259L119 264L130 261L133 250L124 227L115 220L96 219L84 229ZM49 240L56 248L71 241V233L59 227L48 233L45 225L29 213H9L0 218V245L17 251L38 249ZM168 263H179L190 253L201 256H220L237 261L258 263L262 251L257 243L241 233L211 232L191 225L185 215L168 218L160 235Z\"/></svg>",
	"mask_w": 264,
	"mask_h": 264
},
{
	"label": "built area",
	"instance_id": "obj_4",
	"mask_svg": "<svg viewBox=\"0 0 264 264\" xmlns=\"http://www.w3.org/2000/svg\"><path fill=\"white\" fill-rule=\"evenodd\" d=\"M196 257L193 253L188 254L187 256H185L181 262L182 263H191V264H195L196 263Z\"/></svg>",
	"mask_w": 264,
	"mask_h": 264
}]
</instances>
